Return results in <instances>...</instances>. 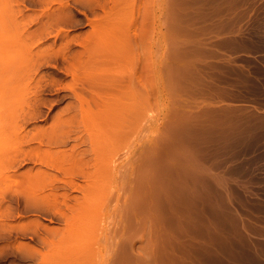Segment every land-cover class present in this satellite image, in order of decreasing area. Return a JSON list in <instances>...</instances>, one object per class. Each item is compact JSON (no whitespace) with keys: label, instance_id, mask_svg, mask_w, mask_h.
<instances>
[{"label":"rangeland","instance_id":"374dc122","mask_svg":"<svg viewBox=\"0 0 264 264\" xmlns=\"http://www.w3.org/2000/svg\"><path fill=\"white\" fill-rule=\"evenodd\" d=\"M17 1L18 0H0V173L5 174V175L0 174V176L2 178L3 177L6 178V180L0 179V264H34V262H35V264H43L44 262L47 264V263H49L48 262L49 260H47L46 258L51 256L50 254H52V256L55 254V256H56V258H54L55 256L54 257L51 256L52 258L51 257L48 258V259H50V262H52L50 264H57V263L59 264V262H61L60 264H63L64 261H65L64 264L65 263L66 264H70V263L71 264H73V263L74 264H81V262L83 264H95V263L96 264H112V261L114 260V258H113L114 254L118 251V249L120 250L121 248H123V252H122L123 254H121V255L125 256L126 259H127V257H126L127 255L128 256L132 255V257H134L133 253L136 252L135 254H137V253H140L142 251L139 255L137 254L134 257V259L130 260L132 262L135 260V262H133V264H137V263L140 264L139 263L140 260L142 261L141 264H147V261H148V264H152V263L159 264L160 262H161L160 264H167V263L168 264H174L175 262H178V261L180 262V264H182V263L183 264H264V50L259 49V48L264 47V0H192V1L191 0H148L149 3L147 2V4H148L147 6H148V9H150L148 11L150 12L149 15L151 16V20H152V27L150 28V33L152 31V33H151L152 34V36H151L152 40L151 41H152V51H153V53L151 54V59L153 60V61H151V66L153 64V66H152L153 68L151 67L152 70L150 69V71L152 72V76H153V80H154V84L152 82L154 88L152 87V90H151L152 95H150L151 96L150 104L151 103L152 104L151 105L149 104L150 106H148V108H150V109L144 110L145 112L147 111L146 115H147V113L149 115V119H148L149 121L144 122V116L142 118L143 120L139 119L138 123L136 124L138 131L136 130V132H134L135 134L133 137H131V140L129 139L128 142H127V140L125 141V143H127L129 145L127 146V144L123 143L126 147L124 146L125 148L123 147V150L121 149L118 156H116L115 159H117L116 160L117 163H115L116 161H114L115 167H117V169H116L117 171L110 172L109 174H111V175L108 174L109 175L108 178L106 177L107 175L104 177L105 179L107 178L108 181H107V179L105 181L103 178H102L103 181L101 180L102 183L103 182L105 183V184L103 183L104 185L107 184L106 185L107 188L105 189V192L108 193V195L107 196L104 195V200H105L104 202L106 205L101 203L102 207H99L100 202L98 204L97 202L99 200H97L96 203L98 204V207L101 209L98 210L97 213L95 211V212H92V214H88L89 215L88 217L85 216L86 219H81V221L84 223L85 226L82 224V222H81V225L78 223L80 225L81 229L79 230V228L77 227L76 228L77 232H75L76 229L74 228L75 230L73 232H75L74 233L75 235L73 236V238H75V239L71 238L72 242L69 239L70 236L72 237V234H73L72 232H70L71 230H69V228H71L72 225L70 227H66L67 224L65 223V220H63L64 218L63 219H61L62 217L60 218L61 215L59 216V219H61V221L57 218L58 213L55 212V214H54L52 209H50V208H52L51 207L52 205L50 204L49 201L43 200V202L45 201V203H43V204H42V201H40L43 206L46 204L44 206V207H46L45 208L46 213L44 212V207L42 210H40V212L37 211V210L42 208V207H40L41 206L40 204H38L39 209L34 208V210H31V211L29 209L28 210L25 209V205L23 206V204L26 203V201H24V200L30 199L32 197L29 198V197L25 196V198H23V196L21 194V193H24L23 195H25V191H26V189H24V187H23V184H19L21 182L16 181L17 178H18V181L20 178H22L19 175L21 172L24 173V174L21 173V175H26V173H27L26 168L31 167L30 171H32V173H34L38 168H41V169L43 168V170H45V168H47L45 171L50 170L51 173L58 174L59 176H60V174L63 175L64 173L58 171L57 169H53V168L50 169V167H47L46 165H42L41 163H39L36 160V158L34 156H31V159L33 157V161L36 160L38 163L36 161L33 162L32 160H29V159L24 161V159L26 158L25 156L28 157V155L25 154V156H24L25 158H22L24 155V153H23L24 148L23 147H25V150L27 148H28L27 150H29V148H30L31 152H34L35 148L33 149V147L38 146L40 141H38V138H37V140L34 139V141H33V138L31 136H30L31 138L30 137L28 138V136L26 135L25 137H23V140L25 138H28L30 143L27 144L26 142H28V139L26 142L23 141L22 136H20L21 132H19V131L22 130L21 128L23 127V130H22L23 134L25 135V134H27V132L30 131V133H29V135H30V134L34 133L32 130L37 131V130H39L38 127L41 129L40 126H42V127L44 126L43 128H46V129L50 127V129H51L52 124L54 122L53 120H55L59 117V113L63 112V109H65L66 105L68 107L69 106L68 104L74 103L73 100L76 101L74 93L69 89L68 84H67L68 82L71 83L70 80H73L72 73L69 71V69H67L69 66L68 65L69 62L71 61L70 60L71 57L74 56L71 53L76 54L78 52V50L79 51L81 49H83V51L85 50V48L87 47V46L84 47L86 45L85 44L86 41H84L85 35L86 36L89 34L91 35L92 30H93L92 32L95 33L96 30H100L99 28L102 29L103 25H100V23H101L102 18H104V15H106L105 13H107L110 10L109 5H112L111 8L113 6L115 8L116 4L113 5V3H115V2L117 3L118 1L109 0L110 2H108V0H107L108 3H106V2H104L105 0H95V2H94V0H89V1L87 0L88 2L83 1V0H78V1L66 0L67 1L66 2L64 0L66 2V4L69 5V6L67 5L69 11H72V13L70 12V14H73V16H72L73 19L70 18V14H68L69 15V16L67 15L68 19L66 18L67 16L64 15L63 16L64 20H62V18H61V21H60L59 20L60 16H58L57 17L58 20H55V22L52 20L54 18L50 19V16L47 13H50V11L54 8H56V9H54L53 11L57 10L59 7L58 5H61L60 4L61 0L60 1L59 0H45V1L44 0L43 1L42 0H24V1L19 0L18 4H20V8L22 9L21 12L22 13L24 12L23 16L20 15L22 13L18 12V10L20 11V9H18L19 5L17 4ZM64 1L62 0V2H64ZM91 1H93V2H91ZM98 1H99V3H98ZM123 1H122L121 5H120V3H118V7H119V5H120V7L123 5L122 6L123 8L125 7L126 9H130L131 8L130 6L132 4L130 6H129V4L132 3L133 0H132V2H130L131 0H129V1L123 0ZM127 1H128V4H127ZM145 1H147V0H144V2ZM45 3H47V4H45ZM81 3H83V4H81ZM101 3H102V5L99 6ZM84 5H86V6H84ZM128 6H129V8H128ZM98 7H99V9H98ZM100 7H101V9H100ZM197 9H199V10H197ZM45 10L46 11L49 10V12H46ZM189 10H190V12H189ZM194 11L195 12L200 11V13H195ZM43 12H46V14ZM186 12H187V14L188 13L189 14L187 15ZM191 13L194 14V16L193 15L190 16ZM28 14L29 15L32 14L31 17ZM184 14H186L187 16ZM180 15L183 16L182 18L185 19L186 21L183 20ZM184 16H186V17H184ZM26 17H27V19H30V22L32 21L31 19L34 18L33 22H31V24H30V22L27 21V23L30 24V26H27L28 24L26 25L28 29H24V27H23L24 25L23 26L19 25V23L23 24L26 21ZM57 18H55V19H57ZM95 18H97V20H95ZM92 19L94 21H96L97 23L94 21L92 22ZM194 20L196 23H194ZM196 20H198V21H196ZM56 21H59V22H56ZM46 22H48L49 24ZM50 22H51V24H50ZM188 22H189V24H188ZM173 23H174V25H173ZM42 24H43V27H42ZM48 25H50V26H48ZM93 25H94V27H93ZM127 25L128 24L124 25V26H126L125 27L126 29L129 28V25L128 26ZM176 25H178V26H176ZM180 25H182V26L179 28ZM21 27H23L24 30ZM176 27L179 28V30L178 29L176 30ZM182 27H184V28H182ZM188 27H190V28H188ZM42 28L46 29L47 32L44 30V33H45V34L43 33L44 36L42 34V35H40V38L35 37V39H38V40L34 41V43L36 42L35 44L30 43L31 44V48H30L29 42L27 44V40L28 41L31 40L30 38H27L28 34L31 35L32 32H34L33 34H35L36 30L38 32L39 30L41 31ZM93 28H95V29H93ZM117 28H119V27H117ZM125 28L121 27V29L120 28L119 29L122 32H124V30H122V29H125ZM187 28L192 29V30L190 31ZM28 30H29V32H28ZM33 30H35V31H33ZM174 30L178 31V33L172 34ZM117 31H118V29H117ZM187 32H189V33L187 34ZM22 33H24V35ZM75 33H77L78 36L79 35L80 36L78 37L77 34H75ZM33 34H32V36H33ZM65 34H67V35H65ZM72 35H73V37H72ZM70 36L72 38H70ZM23 37L25 39H23ZM81 37H83V41L85 42L84 43L85 45L82 44L83 42H81L82 41ZM229 37H230V39H229ZM78 38H80V39H78ZM233 38H234V42L236 44L249 42L251 45V48L249 50H244V51L229 50L231 47L230 44L232 43ZM113 39L112 38H106V40H105L104 37H103V40H99V39L96 40L95 39V42L98 41V43L96 42V44L100 48L97 45L95 46V44H94L95 48L98 47L97 50H94V47H92L91 49L96 51L95 52L96 54L94 53L93 50H92L93 54L90 53L92 55V57L87 54L88 56L91 57V58L89 57L90 60L88 61L89 62L88 64L92 63V64H90V68H89V66H87L88 64L86 65L87 68H89L88 69L89 71L91 69V72L93 71L92 73H94V72L97 73L100 69L105 67L104 65L102 66L101 63L102 62H103V64H104V62L106 63L108 58L106 56H104V52H102L104 49H101V48L108 46L109 48L105 47V50L108 51V49L115 48V47H117V45L122 46V44L124 43L123 40H120V42L117 40V42H118V44H117L116 42H114V41H116L117 38H113ZM8 40L14 41V42L12 41V45L9 44L10 41L8 43ZM24 40H26V41H24ZM68 40H70L72 43ZM15 41H18V43ZM91 41L93 43H95L94 40H91ZM121 41H122V43H121ZM32 42H33V40H32ZM178 42L181 45H178ZM25 43L27 46L25 45ZM65 43H66V45L68 44L69 47H66ZM216 43H217V46H216ZM4 44L8 47H6ZM9 45H11V46H9ZM91 45H89V47ZM102 45H104V46L102 47ZM173 45H175V46H173ZM193 45H195V46H193ZM197 45L199 46L200 50L196 49V48H198ZM207 45H210V46H207ZM60 46H61V48L65 46L64 50H67L66 53L68 55L62 50L63 48L62 49L60 48ZM186 46H188V47H186ZM206 46H207V48H206ZM175 47H177L178 49ZM200 47L201 48L204 47V48L201 49ZM228 47H229V49H228ZM25 48L26 49L29 48L30 50H35L34 54L36 56L33 53H31L29 49L25 50ZM41 48L42 49L44 48L43 52H45L47 49H49L50 52L53 50L52 52L54 53V56H53L52 52H51L52 55H50V57H53V58H49V55H48L47 60L46 59L44 60L41 55L40 56L37 55L38 52H36V51L37 50L39 51V49L42 50ZM45 48H46V50H45ZM55 48L56 49L60 48L65 53L66 57L65 58L63 57V54H64L63 52L61 54L60 51H58L60 54H57L58 52L56 53L54 51V50H56ZM69 48L71 51L69 50ZM175 49L179 50V51H176ZM206 49H207V51H206ZM75 50H76V52H75ZM111 50H113V49H111ZM171 50H173V52H177V53H179L180 50L181 51L184 50V51L182 53H180L181 56L177 57L176 56L177 54L176 53L172 54ZM192 50L193 51L195 50V52L197 51L195 53V55L193 54L194 52ZM187 51H189L190 54H193V57H194L193 59L191 58V60H189V62L187 60V58L189 56V52L187 53ZM47 52H49V51L47 50ZM191 52H193V53H191ZM219 52H221V53H219ZM97 53H99V54H97ZM170 53H171V56L173 55L172 57L169 56ZM185 53L188 54L187 58L185 57V55H186ZM217 53H219V55ZM174 54L177 57L176 59H175ZM203 54H205V57L202 56ZM55 55H59V56H55ZM71 55H73V56H71ZM85 55H86V53H85ZM68 56H70V57H68ZM56 57H58V58H56ZM191 57H192V55H191ZM48 59H50V60L48 61ZM105 59H106V61H105ZM188 59H190V56ZM112 60H113V62H111ZM38 61L39 62L41 61L43 63H39ZM98 61H99V63H98ZM114 61H115L114 59H110L111 65L114 64ZM44 62H46V63H44ZM168 62H170V63L176 62L177 66L179 65L181 68H182V66H183V68L184 67L185 68L188 67V68H186V69L184 68L182 70L179 67V69L182 71V73L180 74V81H181L182 85H181V91L179 92V94L176 97L169 98V95L167 93L166 94L167 99L162 100V99H160L162 94L160 93V91L158 89V84L160 81L159 77H161V74H159V72L161 70L160 66L167 64ZM186 63H191L188 65H191V68H193L194 71H193V69L189 68V66ZM97 64H98V66H97ZM192 65H194V67L197 68L196 69L197 71L195 70L194 67H192ZM91 66H92V68H91ZM109 66H110V63H109ZM116 67H118V65L115 63L114 66L112 65L111 69L119 71V69L123 66L121 65V67H118V68H116ZM199 67H201V68H199ZM93 68L95 71L92 70ZM190 69H191V71H190ZM199 70L201 71V73ZM201 74L205 77H203ZM28 76H29V78H28ZM37 79L39 81L38 83H36ZM59 80H61V81H59ZM51 82H53L54 84ZM55 82H56V84H55ZM45 84H46V86H45ZM64 85H67V86L63 87ZM58 86H60V88ZM222 86H223V89L221 88ZM42 87H44L45 89ZM67 87H68V89H67ZM40 88H41V90H40ZM57 89H59V90H57ZM224 89L226 92H224ZM229 90L231 92H229ZM42 91H44V92H42ZM39 92H40V94H39ZM65 93H66V95H65ZM225 93H227V94H225ZM63 94H64V96H63ZM38 95L40 96V99H39ZM84 95H85V97L90 98V97H92V92L89 89H86V91L84 90ZM28 96H30L31 98ZM62 96H63V98H62ZM27 97L32 99V101L37 100L38 101L37 104L39 103L38 107L39 106L40 107L38 110L39 113L37 112L36 113L37 115L35 114L36 116L31 114L32 118H31V116H29V118H26V120L27 121L29 120V122L25 123L24 121H26V120H24L25 118H23V117H28L27 116L28 114L27 115H25V114L29 108L26 104L27 103V100H26ZM34 98H37V99H34ZM43 98H44V102H43ZM49 99H51V100H49ZM25 100H26V102H24ZM46 102H47V104H46ZM10 103H11V107H8V105ZM40 103H42V104L40 105ZM207 104L209 107L208 110L205 107V106H207ZM73 105H71L70 109H68L67 112L64 111V113H62V114H63V117H66V121L68 120L67 116L72 117V119H73L74 118L73 116L77 115V118L75 117L74 120H71V121H74V122H72L74 124L71 123V124H68V126L64 125L65 127H68V128H69V126L74 125L75 128L73 127V131H75V132L72 131L74 133V135L72 133V135H71L72 139L70 138L67 141L68 143H66L65 145H60L62 147L55 146L56 148L57 147L61 148V149L64 148V150L68 148L69 150H71L70 148H72V146H73L72 144H74V143L76 144L78 141L79 142L81 141V140L76 139L73 136H76V134H77L76 132H78V131H79L78 132L79 134L83 133V132L82 133L80 132V130H82V128H84L83 123H81L83 121V117H82V115L80 116V111L75 112V110H79V108H77V107L75 108ZM12 106H13V110L11 111L12 113H9L10 111H8V108H9V110H11L10 108H12ZM26 106H27V108H26ZM92 106L94 107L93 109L95 111H96V108L99 109L100 111H106L105 109L108 108L105 106V109L103 110V109H101L100 106L95 105V104L93 105V103H92ZM95 106H96V108H95ZM42 108H44V109H42ZM177 108H179V109H177ZM73 109H75V110H73ZM110 109L108 108V111L106 112L107 113L106 118H108V119L112 118V116H113L112 113L110 112L113 110H110ZM189 109L192 112L196 111V114L188 111ZM175 110L176 111L178 110L177 112H179V113H177ZM253 110H255V111H253ZM97 111H96V113H97ZM100 111H98V112H100ZM6 112H8L7 116L9 114L8 118L6 116ZM72 112L74 113V115ZM145 112H144V114H145ZM186 112H188V113L190 112V114H192V116H193V114H195V121L198 120V122H195L194 125H193V123H190L191 119H193V122H194V118L190 119L189 117H191V115L189 114L190 116H188L186 114ZM213 112H215V113H213ZM43 113L45 115H43ZM184 113L188 116V118L190 120L188 118H186L188 120L184 119V117H186V115ZM251 113H254L255 115L251 116L250 115ZM199 114H201V116H199ZM258 114H262V116L258 115ZM13 115H14V117H13ZM146 115H145V121L147 120L146 118H148V116H146ZM10 116H12V119ZM196 116L198 118L197 120H196ZM81 117H82V120H80ZM97 117H98V115H97ZM21 118L23 120H21ZM17 119H19V120L16 121ZM75 119H79L81 122H79L78 120H75ZM100 119L101 118L99 117V120ZM113 119H114V116H113ZM178 119H179V122L177 123ZM199 119L203 124L201 122H199ZM251 119H255L257 124L261 125V128H259L254 133V135H255L254 139H261L262 147H260L259 145H256V147H254V148H252V147L247 148V147H244L242 145L241 146L233 145L231 141H233V140L234 141L235 140L236 141L237 140L243 141L244 136H247L249 134L246 126L248 125V121ZM11 120H13V122L16 121L17 123H19V124H17V126H19V129H16V131L19 130L17 132H18L20 137H17L18 134L16 136L17 132L15 133L14 128H15L16 122H14L15 123L14 124L13 122H11ZM20 120L22 121L21 125L24 124L23 126H20V123H21ZM97 120H96V122H97ZM110 120L111 119H109V121ZM66 121H65V123L69 122V120L67 122ZM75 121H77V122H75ZM9 122H11V123H9ZM58 122L59 121L57 120V122L56 123L54 122V123L57 124ZM78 122L80 123V125H77ZM180 122H182V123H180ZM186 122L193 125V129L195 128L194 126H196V130L198 129V131H200V132L196 133L198 131H196L195 129H194L195 130V132H194L192 127L190 125H188ZM143 123H145V124H143ZM9 124H11V125L14 124L13 126H11L13 129L9 128L10 127ZM177 124H178V126H177ZM37 125H39V126L37 127ZM197 126H199V127L197 128ZM24 127H25V129H24ZM36 127H37V129H36ZM70 128H72V127H70ZM76 128L78 131L75 130ZM177 129L178 130L180 129V131H178ZM12 130L15 134L12 133ZM25 131H27V132L24 133ZM259 134L262 135V138H259L260 137ZM15 136H16L17 140L14 139ZM178 136H180V138ZM208 136H210L211 138ZM84 137H86V136H84ZM252 137H253V134H252ZM18 138H19V140H18ZM31 139H32V141H31ZM247 139H250V138L248 137ZM85 140H87V139H85ZM187 140H188V142H187ZM189 140H191V142ZM192 140H194V141H192ZM201 140L203 142H200ZM195 141H197V143ZM23 142H25V144H27V146L23 145L24 144ZM193 142H195L196 144ZM190 143H192V145L193 144L194 145L192 146ZM43 145H45V144H43ZM43 145H42V148H43ZM90 145H91L90 141H87V142L85 141L84 143H82V145L80 144L78 149L80 147H81V149H83V148L89 149ZM45 146L47 147L48 145H45ZM186 146H187V150L184 149ZM55 147H52V148H55ZM204 147H205V149H204ZM22 148H23V150H22L23 152L22 151L20 152L19 150H21ZM47 148H49V146ZM146 149H147V151H146ZM188 149H189V151L191 150V151H194L195 153L190 151L192 153V154H190ZM125 150H127V153H125L126 152ZM195 150H197V151H195ZM121 151H124V152L121 153ZM26 152L30 153V151H26ZM186 152H189V153L187 154ZM21 153H23V154H21ZM177 153H179V154H177ZM180 153L182 155H180ZM143 154H144V156H143ZM154 154L156 156H154ZM161 154H163L164 158H163V156H161ZM176 155L180 156L181 158L177 157ZM122 156H124V157H122ZM174 156H175V158H174ZM20 157H21V159H20ZM87 157L89 158V154L87 155ZM15 158H19V159H15ZM155 158H157V159H155ZM178 158H180V159H178ZM201 158H203V159H201ZM194 159L196 162L194 161ZM8 160H10V161H8ZM13 160H17V163L16 162H15L16 164L14 163L16 166L13 164L16 168L13 166V167H11L12 169H10L9 167H10L11 163L9 164V162H11ZM21 160H22V163L20 162ZM182 160H184V161H182ZM7 161H8V163H7ZM145 161H146V163H144ZM169 161L172 163H169ZM158 162L161 164V167H159L160 165H157ZM178 162H180V163H178ZM5 163H7V164H5ZM35 163H37V165ZM147 163H149V164H147ZM190 163H192V164H190ZM20 164H22V166ZM168 164H170V165L168 166ZM7 165H9V166H7ZM150 165H151V167H150ZM17 166H20V167L17 168ZM140 166L142 169L140 168ZM163 166L165 167L166 170H161V169H163L162 168ZM3 167H6V168L8 167V168L6 169ZM136 167H137V169H140V171L137 170ZM232 168H238V171L234 172V171H232ZM128 169H129V171H127ZM144 169L146 171H144ZM239 169H241V170H239ZM23 170H25L26 172ZM119 170H121L122 172ZM156 170H158V172H156L157 175L155 174ZM171 170L173 171V173ZM1 171H3V172H1ZM159 171H161V172H159ZM126 172H128V173H126ZM129 172H131V173H129ZM150 172H151V174H150ZM113 173H114V175H113ZM142 173L144 174V176L147 175L146 180L145 179L143 180L144 176L142 175ZM179 173L181 174V176L179 175ZM6 174H8V175H6ZM62 175L60 176L62 178L67 177V179H68V177H69V176H65V175L63 177ZM171 175H172V177H170ZM19 176H20V178H19ZM78 176H76V178H75V180H77L76 182L77 183L80 182L82 184H85L84 182L86 180H84V179H86V178L85 177L83 178L80 175H78ZM135 176H136L137 180H136ZM160 176H164V177H160ZM176 177L177 178L179 177V179H177ZM24 178H23V180H24ZM154 178H156L157 181H155ZM67 179H65V180H67ZM152 179H153V181H152ZM160 179H161V181H160ZM7 180L8 181L10 180V181L8 182ZM62 180L59 182H56L57 184L59 183V186L56 185V183L53 186H50V189L52 188L53 193H54V190H56V191L58 190L59 193L57 191V194H61L62 191L63 192L65 191V193L69 192V194H72V195L79 193L78 197H80V195H82V192L80 189L78 191L77 188H76L77 190L72 188L74 185H69L68 187L65 185L66 187H63L64 186L63 184H67V183L63 182ZM165 180H167L168 184H166L167 182L165 184L163 183V182H165ZM11 181L14 183H12ZM28 181H30V180L27 179V182ZM31 181H33V180H31ZM31 181H30L31 184L28 182L30 185H32ZM144 181H146V183H144ZM27 182H26V184H28ZM109 182H111V183H109ZM24 183H25V181H24ZM139 183H140V185H139ZM7 184H10V186L12 188H10V186ZM15 184H17V185H15ZM35 184H36V182H35ZM61 184H62V186H61ZM180 184H181V186H180ZM20 185L23 188H21ZM77 185L80 186V184H77ZM127 185H128V187H127ZM15 186H17V187H15ZM138 186L143 187L142 189H144V190H140V188ZM174 186H176L175 189H174ZM183 186L185 188H183ZM27 187L25 186V188H27ZM33 187L34 188L32 190L30 189V191H31L32 195L38 199V202H39V196L45 194L44 190L42 191L43 192L42 193L41 189H40L41 186H40L39 187L40 191L38 189V191H39L38 192L37 189H36V191L34 190L35 185ZM177 187H179L182 191L177 190L176 189ZM8 188H10V189H8ZM147 188H149V189H147ZM159 188H160V190H159ZM14 189H16V190H14ZM22 189H24V191L20 192V191H22ZM50 189L47 188L46 192L47 191L49 192ZM111 189H112V191H111ZM7 190L9 193L7 192ZM10 190H11V194H10ZM18 190H19V192H18ZM28 190L29 189H27L26 193H28ZM67 190H68V192H67ZM52 191L50 193H52ZM103 191H104V189H103ZM160 191H162V192H160ZM37 192L39 193V195ZM179 192L180 193L183 192L182 193L183 195L182 196L180 195V197H182V199H181L182 201L177 199L181 202L180 203L181 206H179L180 205L179 201L176 200L177 197L180 198ZM162 193H164L166 196ZM5 194H6V196H3ZM12 194H14V195L12 196ZM46 194H49V193H46ZM69 194H66V195H69ZM159 194H162L161 195L162 198ZM169 194H170V196H169ZM177 194H178V196H176ZM61 195H64V196H61ZM61 195L60 196L57 195V196L61 197L60 199L62 200L66 195L65 194H61ZM114 195H116V196L114 197ZM75 196H77V195H75ZM105 196L109 199L107 200ZM123 196H124V198H122ZM4 197L6 198V200ZM34 197L32 198L33 200H35ZM134 197L137 198V199L135 198L136 201L134 200ZM147 197H150V198L147 199ZM170 197L172 200L170 199ZM69 198L74 200L73 202H76V200L73 196L71 198V195H69ZM69 198H67V196H66L64 199H67L68 203L70 201L72 203V200L69 201ZM99 198H102V195ZM42 199H43V197H42ZM141 199H146V201L144 200L146 202L145 206H144V201H143V205L140 204V203H142ZM138 200H140L141 202L139 203ZM157 200H160V201H157ZM163 201H164V203H163ZM101 202H103V201H101ZM169 202H170V205H169ZM7 203L10 205L8 206ZM167 203H168V205H167ZM67 204L66 205L63 204L64 208H62V209L67 211V209H65ZM103 205H105V206H103ZM139 205H140V207H139ZM60 206H61V204H60ZM94 206L96 207V205H94ZM153 206L156 209L153 208ZM161 206H162V208H160ZM168 206L169 207L171 206L172 207L171 210L174 211L175 213H173L169 209ZM6 207H7V209L9 208L8 211H10L9 212L10 215H8V216H6L8 213ZM17 208H18V210H17ZM181 208H182V210H181ZM32 209H33V207H32ZM88 209H90V208H88ZM175 209H176V211H175ZM177 209L179 211H177ZM12 210H13V212H12ZM23 210H25L26 212H24ZM101 210L103 213L101 212ZM139 210L143 211V212L144 211H148V212L143 213V212H140ZM68 211H69V209H68ZM169 211H170V213H169ZM37 212H39V213H37ZM123 212H124V214H123ZM41 213L45 214V217H43L44 215ZM84 213H86V212H84ZM37 214H39V215H37ZM159 214L160 215L162 214V215L160 216ZM48 215H49V217H46ZM50 215L54 216V217H51ZM55 215H57V216H55ZM81 216H84V215H81ZM95 216L97 218L94 221ZM100 216L102 219L100 218ZM41 217H43V218H41ZM142 217H144V218H142ZM168 217H170V218L168 219ZM30 218H31V220L34 219V225H37L36 226L37 230L39 229L42 231V232L40 231L38 233L39 236L41 233V236L45 235V236H43L44 238L53 239V240H50L52 244L54 243L53 247L51 244L46 245L43 237L42 238L44 241L42 240L41 237L40 238L37 237L38 236L37 234L34 235L33 234L34 232L33 233L29 232L28 228H26L28 233H27V231H26V233H23L25 230H22V229H20V231H19L18 227L21 228V226H23L22 225V224H24L23 221H26L28 219L30 221V223L33 222L30 220ZM35 218L36 219L38 218V222L40 221L39 218L42 219V225L45 227H43L41 224L40 225L35 224L37 222V220L35 221ZM53 218H54V220L50 221ZM155 218H156V220H154ZM164 218L166 220L167 219L168 220L166 221ZM175 218H177V219H175ZM98 219L100 221H102L103 224H101V222L98 221ZM146 219H148L147 221L150 220L151 224H149L147 221L145 222ZM78 220H80V218H78L76 221H78ZM86 221H88L89 223L88 222L85 223ZM133 221H134V223H133ZM142 221H144L145 224L142 225L141 224ZM162 221H164V222H162ZM93 222H95V223H93ZM43 223L46 225H44ZM139 223L142 226L147 225L148 228L150 227V230H148V228H147L148 232H146L147 230L142 231L143 229L140 228L141 225L139 226ZM160 223L163 224L162 225L163 227L160 225ZM175 223H177L179 225L176 224L177 225L176 226V225H174ZM88 224L91 226H89ZM96 224H98V225L100 224L99 225L100 229L98 228V226ZM32 225H33V223L30 224V226H32ZM47 225H48V227H50L49 229H51V226H52L53 228L57 227V230L62 226L59 231L64 232L65 236L62 234V236H64V237L68 236V235H66V233H67L66 230H68L72 234L71 235L69 234L70 236L68 238L66 237L67 240H66V238L64 239V237L62 238V239H64L62 241H64L65 243L60 242L59 244H57L59 242V240L61 241L62 236H60V239H59L58 234H52L54 231H52V233L48 232L49 229L46 230ZM76 225L77 224H74L73 227H76ZM101 225H102V227H101ZM135 225H136V227H135ZM39 226L41 229L39 228ZM81 226L84 228L83 230H82ZM92 226H95V227L91 228ZM169 226H170L171 230L168 229ZM28 227H29V225H28ZM10 228H12V229L10 230ZM30 228H31L30 229V231H31L33 226ZM94 228L97 229V231L94 230ZM111 228H112V230H111ZM139 228H140V230H139ZM164 228H166V229H164ZM120 229H121V231H120ZM156 229H158V230H156ZM37 230H34V231L37 232ZM55 230H56V228H55ZM10 231H13L12 232L13 234ZM14 231L16 234L14 233ZM21 231H23V232H21ZM59 231H57V232H59ZM65 231H66V233H65ZM78 231L80 233H84V234H80ZM82 231H84V232H82ZM152 231L154 234L153 235L151 234L152 235L151 236L149 233H152ZM156 231H158L159 233H157ZM46 232H48V233H46ZM91 232L93 235L91 234ZM117 232L118 233L121 232V233L118 234ZM139 232H143V233L139 234ZM144 232L146 234H148L149 237H148V235L144 236V234H145ZM168 232H169V234H168ZM85 233L91 234L93 241L91 239H89V237H91V236L85 235ZM165 233H166V235H165ZM25 234L26 235L30 234V237L32 239L29 237V235L26 236ZM171 234L174 236L173 237L174 242L172 240L173 238L171 237ZM174 234H177L179 237L177 235H174ZM10 235H12V236H10ZM52 235H54V236L58 235V236L53 237ZM77 235H79V236L77 237ZM82 235H85V236H83V238H82ZM95 235H97V237ZM35 236H36V238H35ZM15 237L17 238V240H15L16 239ZM19 237H21V238H19ZM84 237H85V239H84ZM9 238H10V240H9ZM86 238H87L88 242H87ZM130 238L132 241H130ZM133 238L134 239L136 238V239L133 240ZM146 238L149 240H146ZM150 238L152 241L155 239L153 241V243H155L156 245L152 243ZM166 238H167V240H166ZM38 239H40V240H38ZM126 239L130 242H134V245L137 246V247L136 246L134 247L136 249H134V248L129 249L130 246L129 247L127 246V245H129V243L126 241ZM19 240H20V242L23 241V243L26 241L25 243L28 242L29 245L31 243V245H33V246H31V245L29 246L27 243V244H25L26 247H28L27 250H26V247H24V248L21 247V249L23 251L22 250L20 251L19 248H20V245H22V244L17 243V242H19ZM27 240H29V241H27ZM55 240H56V242L58 240V242L56 243L57 245L55 244ZM85 240L87 243H85ZM95 240H98V241L95 242ZM50 241H48V242L50 243ZM67 241H68V243H67ZM69 241H70V243H73L74 245L78 244V243L81 244L82 241H84L85 244H82V246H84L82 248L81 245L80 246L78 245V247H77V245L74 246L73 244H70ZM124 241H125V243H123ZM109 242H110V244H109ZM148 242H151L150 243V244H152L151 246L154 245V247H155L152 250L151 249L152 247H150V245L148 246L151 249V251H150V249L148 248L149 251L152 253H150V252L147 253L148 249H144V248H147L146 244ZM66 243L70 247L68 246L66 248L65 247ZM17 244H18L19 248H18ZM60 244H62L61 248H59ZM121 244H122V247L118 248V245H121ZM125 244H127V245L124 246ZM8 245H10L9 246L10 248L8 247ZM12 245H14V246H12ZM49 245H51V246H49ZM179 245H181V246H179ZM15 246H17V247H15ZM23 246H24V244H23ZM62 246H64V247H62ZM73 246H74V248H73ZM108 247H110V248H108ZM127 247L130 251H132V252L135 251V252H133L131 254H128L126 252L127 255H125L126 253H125L124 249ZM57 248L61 249L62 253H63V251L65 252V249L67 250L70 248V252L66 251V252H68L67 254H66V252L64 253V254H66V256L65 255L61 256L62 254H60L61 252ZM71 248H73V249H71ZM75 248H77V249H75ZM88 248H90L91 250ZM32 249L35 251L34 253H33ZM53 249H54V251H53ZM95 249L98 250L99 252L96 251ZM128 249H126V250H128ZM131 249H134V250H131ZM141 249H143V250H141ZM171 249H173V250H171ZM42 250H43V253H41ZM72 250H74V251H72ZM77 250H80V251L77 252ZM84 250L86 252V255H85ZM180 250H182V251H180ZM49 251H51V252L53 251L54 253H51ZM81 251H83V253H80ZM87 251H89V252H87ZM130 251H129V253H130ZM143 251L146 252L145 254H147V255H145V256L146 257L148 256L147 258L145 256H142V255H144ZM29 252L31 253L30 256H29ZM48 252H49V254L47 256ZM55 252L56 253L59 252V253H57L58 255ZM73 252H74V255H73ZM92 252H94V253H92ZM156 252H157L158 256L156 255ZM25 253H26V255H25ZM36 253H37V256H36ZM96 253H97V255H96ZM172 253H173V255H172ZM59 254H60L61 258H59ZM68 254H70V255H68ZM79 254L81 255V257L79 256ZM94 254L96 255V257L94 256ZM153 254H154V256H153ZM72 255H73V257H72ZM149 255H150V257L152 256L153 258L152 257L149 258ZM159 255H160V257L163 258V260H162V258L159 257ZM172 256H174V257H172ZM27 257H28V260H27ZM40 257H41V259H40ZM78 257L81 259L79 260ZM82 257H84V258H82ZM87 257L89 258V262H86V261H88ZM91 257H93V258H91ZM132 257L129 256V258H132ZM140 257H143V258H140ZM70 258H72V259H70ZM117 258L119 259V257H117ZM136 258L137 259L139 258V260H136ZM178 258H179V260H178ZM35 259L36 260L38 259L40 261H38V260L36 261ZM45 259L47 262L45 261ZM74 259L75 260L77 259V261L72 262ZM82 259H84V261ZM93 259H94V261H97V262H94ZM96 259H98V260H96ZM109 259H110V261H109ZM121 259L122 258H120L119 260H121ZM172 259H174V260L172 261ZM42 260H44V262ZM60 260H62V261H60ZM23 261H25V262H23ZM116 261H117V259L115 260V262ZM136 261H138V262H136ZM149 261H150V263H149ZM163 261H165V263H163ZM179 262L177 264H179ZM113 264H115L114 261H113ZM116 264H121V262L118 261V263L116 262ZM130 264H131V262H130Z\"/></svg>","mask_w":264,"mask_h":264},{"label":"bare ground","instance_id":"6f19581e","mask_svg":"<svg viewBox=\"0 0 264 264\" xmlns=\"http://www.w3.org/2000/svg\"><path fill=\"white\" fill-rule=\"evenodd\" d=\"M19 1V0H18ZM17 1V4L19 3ZM24 1V0H23ZM43 1V0H42ZM45 1V0H44ZM60 1V0H59ZM64 1V0H63ZM66 1V0H65ZM64 1V2H65ZM73 1V0H72ZM76 1H78V0H76ZM83 1H87V0H83ZM89 1V0H88ZM87 1V2H88ZM112 1V0H111ZM115 1V0H114ZM116 1H118L117 3L115 2V3H113V5H115V8H114V6L111 8V6L112 5H109V7H110V10L107 12V13H105L106 15H104V18H102V20H101V23H100V25H103V27H102V29L101 28H99L100 30H96L95 31V33L94 32H92L91 31V35L89 34V35H85V38H84V41H86V43L83 41V37H81V39H82V41L81 42H83L82 44H84L85 46L84 47H86L85 48V50L83 51V49H81L80 51L78 50V52L76 53V54H74V53H71V54H73V55H71V56H73V57H71V61L69 62V66H68V68L67 69H69V71L72 73V75H73V80H70L71 81V83L70 82H68L67 84H68V87H69V89L74 93V95H75V98H76V101L75 100H73V102L74 103H71V104H68L69 106L67 107V105H66V107H65V109H63V112L62 113H64V111H66L67 112V110L68 109H70V107H71V105H73L75 108L77 107V108H79V110H75V109H73V110H75V112L76 111H80V116L82 115V117H83V121L81 122L80 120H82V117H81V119L79 120V119H75V120H78L79 122H81V123H83V127L84 128H82V130H80V132L82 133V134H79L78 132V130H77V128L75 129V130H77L78 132H76L77 134H76V136H73V137H75L76 139H78V140H81L80 142L78 141L76 144L74 143V144H72L73 146H72V148H70L71 150H69L68 148L67 149H65L64 150V148L63 149H61V148H56L55 146H59V147H62V146H60V145H65L66 143H68L67 141L71 138L72 139V137H71V135H72V133L73 132H75V131H73V127H74V125L72 126H69V128L68 127H65V126H68V124H71L72 122H74V121H71V120H74V118L76 117L77 118V115H75V116H73L74 118L72 119V117H69V116H67V119L69 120V122H67L66 121V117H63V114L62 113H59V117L57 118V119H55V120H53L55 123L57 122V120L59 121L57 124H55L54 122H53V124H52V128L50 129V127L49 128H43L42 126H40L41 127V129L38 127L39 125H37V127H38V129L39 130H32L34 133H32V134H30L29 135V133H30V131L29 132H27V131H25L24 133H26L27 132V134H23V132H22V130H23V127L21 128L22 130H17V131H19V132H21L20 133V136H22V140H23V137H25L26 135L28 136V138L31 136L32 138H33V141H34V139H36L37 140V138H38V141H40L39 142V145L38 146H36V147H33V149L35 148V151L34 152H31V150H30V148H29V150H25V147H23L24 148V150H23V148L21 149V150H19L20 152L22 151L23 153H24V155H23V157L22 158H25L24 159V161H26L27 159H29V160H32L33 161V157H32V159H31V156H34L35 158H36V160L39 162V163H41L42 165H46L47 167H50V169L51 168H53V169H57L58 171H60V172H62V173H64L63 175L62 174H60V176L62 175L63 177H64V175L65 176H69L68 177V179H67V177H64V178H62V177H60L58 174H55V173H51V171L49 170H47V171H45L47 168H45V170H43V168L41 169V168H38L34 173H32V171H30V168H26V171H27V173H26V175H21V173L19 174L22 178H20V176H19V181H18V178H17V182H21V183H19V184H23V187H24V189H26V191H27V189H29L28 190V193H26V191H25V195H23L24 193H21L22 194V196H23V198H25V196L26 197H34L33 195H32V193H31V191H30V189L32 190L34 187V185H35V191H36V189H37V191H38V189H39V187H40V189H41V192L44 190V195H41V196H39V202H38V199L37 198H35V200H33L32 198H30V199H23L24 201H26V203L25 204H23V206L25 205V209H29L30 211L31 210H34V208H38L39 209V206H38V204H40L41 206L40 207H42L41 209H39V210H37V211H39L40 212V210H42L43 209V207L46 205H42L43 203H45V201H49L50 202V204L52 205H50L52 208H50V209H52V211L54 212V214H55V212L56 213H58L57 215H58V219H59V216H60V218L61 219H63V220H65V223L67 224V226L66 227H70L71 225V228H69V230H71L70 232H72V233H70L68 230H66L67 231V233H66V231H65V233H66V235H68V236H66L67 238L72 234V237L70 236V240H71V242H72V239L71 238H73V236L75 235L74 233L75 232H77V227L79 228V230L81 229L80 228V225H81V219H86V217L85 216H89L88 214H92V212H95L96 211V213H97V211L98 210H100L101 208H99V207H102V204L101 203H103V204H105V200H104V195H108V193H106L105 192V189L107 188L106 187V185H104L103 183H102V178L106 181V179L109 177V175H111V174H109L110 172H113V171H117L116 169H117V167H115V164H114V161H116L117 159H115L116 158V156H118V154H119V152H120V150L122 149L123 150V147L125 146L123 143H125V141L127 140V142H128V140L130 139L131 140V137H133L134 136V132H136V130H137V127H136V124L138 123V121H139V119H141V120H143L142 118H143V116H144V122H147V121H149L148 119H149V115H148V113H147V115H146V112L144 111V110H148V109H150V108H148V106H150L151 104H150V98H151V96L150 95H152V92H151V90H152V87H153V84H154V80H153V76H152V72L150 71V69H151V67L153 66V64H152V66H151V61H153L152 59H151V54L153 53V51H152V31H151V33H150V28L152 27V20H151V16L149 15L150 14V12L148 11V10H150V9H148V4H147V2L149 3V1L147 0V1H145L144 2V0H133V2H132V0L130 1V2H132V3H130L129 4V6L131 7L130 9H126L125 7L123 8L122 6L120 7V5H121V3H122V1L123 0H116ZM129 1V0H128ZM128 1H127V4H128ZM192 1V0H191ZM52 2V1H51ZM61 3V5H58L59 7H58V9L57 10H55V11H53L54 9H56V8H54V9H52L51 11H50V13H47L49 16H50V19H52V18H54V19H52L54 22H55V20H58V16H60V18H59V20L61 21V18H62V20H64L63 18V16L64 15H68V14H70V12L72 13V11H69V9H68V4H66V2L64 3V2H62V0L60 1ZM91 2H93V1H91ZM94 2H95V0H94ZM97 2V1H96ZM104 2H106V3H108V2H110L109 0H108V2H107V0H105ZM124 2V1H123ZM78 3V2H77ZM84 3V2H83ZM83 3H81V4H83ZM90 3V2H89ZM98 3H99V1H98ZM118 3H120V5H119V7H118ZM125 3V2H124ZM145 3V4H144ZM45 4H47V3H45ZM80 4V3H79ZM19 6H18V9H20V11L18 10V12L19 13H22L21 12V8H20V4H18ZM68 5V6H67ZM102 5V3L99 5V6H101ZM107 5V4H106ZM186 5V4H185ZM74 6V5H73ZM84 6H86V5H84ZM129 6H128V8H129ZM48 7V6H47ZM46 7V8H47ZM108 7V8H109ZM197 7V6H196ZM53 8V7H52ZM86 8V7H85ZM103 8V7H102ZM114 8V9H113ZM98 9H99V7H98ZM100 9H101V7H100ZM195 9V8H194ZM104 10V9H103ZM197 10H199V9H197ZM46 11V10H45ZM75 11V10H74ZM102 11V10H101ZM196 11V10H195ZM194 11V12H195ZM216 11V10H215ZM218 11V10H217ZM42 12V11H41ZM46 12H49V10L48 11H46ZM46 12H43V13H45L46 14ZM85 12V11H84ZM189 12H190V10H189ZM24 13V12H23ZM23 13L22 14H20V15H22L23 16ZM103 13V12H102ZM176 13V12H175ZM195 13H200V11L199 12H195ZM216 13V12H215ZM104 14V13H103ZM186 14H187V12H186ZM186 14H184V15H186ZM189 14V13H188ZM187 14V15H188ZM29 15V14H28ZM27 15V16H28ZM31 15L32 14H30L29 16L31 17ZM41 15V14H40ZM186 15V16H187ZM194 16V14H192L191 13V15L190 16ZM212 15V14H211ZM210 15V16H211ZM25 16V15H24ZM69 16V15H68ZM68 16L66 17L67 19H68ZM72 16H73V14H70V18H72ZM102 16V15H101ZM106 16V17H105ZM181 16V15H180ZM186 16H184V17H186ZM35 17V16H34ZM40 17V16H39ZM44 17V16H43ZM99 17V16H98ZM183 16H181V18H182ZM49 18V17H48ZM55 18H57V19H55ZM69 18V19H70ZM76 18V17H75ZM189 18V17H188ZM195 18V17H194ZM197 18V17H196ZM33 19L34 18H32L31 20V22H33ZM43 19V18H42ZM73 19V18H72ZM178 19V18H177ZM183 19V18H182ZM191 19V18H190ZM189 19V20H190ZM199 19V18H198ZM212 19V18H211ZM66 20V19H65ZM95 20H97V18H95ZM181 20V19H180ZM183 20H185V19H183ZM27 21L28 22H30V19H27V17H26V21L22 24H20L19 22V25L21 26H23L24 27V29H28L27 28V26H30V24H31V22H30V24L29 23H27ZM52 21V22H53ZM67 21V20H66ZM71 21V20H70ZM73 21V20H72ZM94 20L92 19V22H93ZM104 21V22H103ZM186 21V20H185ZM196 21H198V20H196ZM21 22V21H20ZM23 22V21H22ZM56 22H59V21H56ZM74 22V21H73ZM94 22H96V21H94ZM192 22V21H191ZM46 23H48V22H46ZM63 23V22H62ZM61 23V24H62ZM97 23V22H96ZM103 23V24H102ZM125 23V24H124ZM183 23V22H182ZM194 23H196L195 22V20H194ZM28 24V25H27ZM44 24V23H43ZM43 24H42V27H43ZM49 24V23H48ZM50 24H51V22H50ZM53 24V23H52ZM71 24V23H70ZM73 24V23H72ZM95 24V23H94ZM126 24H128L129 25V28L128 29H126L125 27L126 26H124V25H126ZM186 24V23H185ZM184 24V25H185ZM188 24H189V22H188ZM27 25V26H26ZM45 25V24H44ZM56 25V24H55ZM58 25V24H57ZM97 25V24H96ZM95 25V26H96ZM99 25V26H100ZM123 25V26H122ZM127 25V26H128ZM173 25H174V23H173ZM204 25V24H203ZM48 26H50V25H48ZM98 26V27H99ZM124 27L125 29H122V30H124V32H122L120 29H121V27ZM176 26H178V25H176ZM182 25H180L179 26V28L181 27ZM23 27H21L22 29H23ZM40 27V26H39ZM47 27V26H46ZM45 27V28H46ZM93 27H94V25H93ZM117 27H119V28H117ZM41 28V27H40ZM179 28H177L176 27V30L178 29L179 30ZM182 28H184V27H182ZM186 28V27H185ZM188 28H190V27H188ZM187 28V29H188ZM23 29V30H24ZM93 29H95V28H93ZM97 29V28H96ZM117 29H118V31H117ZM44 30L47 32V30L46 29H41V31L39 30L38 32H37V30L35 31V30H33V31H35V34H33L34 32H32V34H33V36H32V34L30 35V34H28V36H27V38H30L31 40L30 41H28L27 39V44H28V42H29V44L31 43H34V41L35 40H38V39H35V37H38V38H40V35H42L43 33H44ZM126 30V31H125ZM188 30H192V29H188ZM186 31V30H185ZM28 32H29V30H28ZM27 32V33H28ZM37 32V33H36ZM60 32V31H59ZM26 33V32H25ZM85 33V32H84ZM89 33V32H88ZM189 32H187V34H188ZM23 35H24V33H22ZM45 34V33H44ZM44 34H43V36H44ZM75 34H77V33H75ZM74 34V35H75ZM80 34V33H79ZM26 35V34H25ZM64 35V34H63ZM65 35H67V34H65ZM76 36V35H75ZM74 36V37H75ZM77 36H78V34H77ZM80 36V35H79ZM78 36V37H79ZM26 37V36H25ZM72 37H73V35H72ZM71 36H70V38H72ZM103 37L105 38V40H106V38H117L116 39V41H114V42H116L117 44H118V42H117V40L120 42V40H123V44H122V46L121 45H117V47H115V48H110V49H108V51L107 50H105V47H103L104 45H102V47L103 48H101V49H104L102 52H104V56H106L107 58H108V60L106 61V59H105V61H106V63L104 62V64H103V62L101 63L102 64V66L104 65L105 67H103L102 69H98L97 71V73H92L91 72V69H90V71L88 70L89 68H90V64H92V63H90V64H88L89 62V57L91 56L92 57V55L90 54V53H92L93 54V51L94 50H97V48L99 47L97 44H96V42L98 43V41H96L95 42V39L96 40H103ZM231 37V36H230ZM230 37H229V39H230ZM64 38V37H63ZM98 38V39H97ZM23 39H25L24 37H23ZM78 39H80V38H78ZM26 40H24V41H26ZM32 40H33V42H32ZM76 40V39H75ZM91 40H94V42L95 43H93ZM114 40V39H113ZM236 40V39H235ZM9 41H10V43H9ZM13 41V40H12ZM12 41L11 40H8V43L9 44H11L12 45ZM68 41H70V40H68ZM111 41V40H110ZM14 42V41H13ZM15 42H17L18 43V41H15ZM71 42V41H70ZM113 42V43H114ZM36 43V42H35ZM34 43V44H35ZM69 43V42H68ZM72 43V42H71ZM93 45H91V44ZM100 43V42H99ZM121 43H122V41H121ZM228 43V42H227ZM31 44H30V48H31ZM74 44V43H73ZM78 44V43H77ZM81 44V43H80ZM94 44H95V46L97 45L98 47L97 48H95L94 47ZM204 44V43H203ZM207 44V43H206ZM5 45V44H4ZM11 45H9V46H11ZM25 45H26V43H25ZM65 45H66V43H65ZM89 45H91L90 47H89ZM106 45V44H105ZM178 45H181V44H179V42H178ZM6 46V45H5ZM17 46V45H16ZM27 46V45H26ZM112 46V45H111ZM116 46V45H115ZM119 46V47H118ZM173 46H175V45H173ZM193 46H195V45H193ZM207 46H210V45H207ZM207 46H206V48H207ZM215 46V45H214ZM216 46H217V43H216ZM6 47H8V46H6ZM25 47V46H24ZM29 47V46H28ZM65 47V46H64ZM64 47H62L61 48V46H60V48L66 53V51L67 50H64ZM66 47H69L68 46V44L66 45ZM92 47H94V50L93 49H91ZM108 47V46H107ZM106 47V48H107ZM114 47V46H113ZM186 47H188V46H186ZM197 47L198 48H196L197 50H200L199 49V46L197 45ZM53 48V47H52ZM60 48H58V49H56V50H54L56 53L58 52V51H60V53L62 54V50L60 49ZM100 48V47H99ZM109 48V47H108ZM175 48H177V47H175ZM195 48V47H194ZM201 48V47H200ZM204 48V47H203ZM203 48H201V49H203ZM212 48V47H211ZM29 48H25V50H28ZM42 49V48H41ZM44 49V48H43ZM40 50L39 49V51L37 50L36 52H38V54L37 55H41L42 57H43V59L45 60H47V58H48V55H49V58H53V57H50V55H52L53 54V56H54V53L52 52V54H51V52H50V50L49 49H47L49 52H47V50H46V48H45V52H43L44 50ZM51 49V48H50ZM54 49V48H53ZM68 49V48H67ZM111 49H113V50H111ZM178 49V48H177ZM180 49V48H179ZM30 50V49H29ZM69 50H70V48H69ZM93 50V51H92ZM176 50V49H175ZM174 50V51H175ZM211 50V49H210ZM213 50V49H212ZM10 51V50H9ZM34 51L35 50H30V52L31 53H33L34 54ZM71 51V50H70ZM99 51V50H98ZM97 51V52H98ZM172 52V54L173 53H176L177 55V57L178 56H181V54L180 53H182L183 51H181L180 50V52L179 53H177V52H173V50H171ZM176 51H179V50H176ZM193 51V50H192ZM202 51V50H201ZM204 51V50H203ZM206 51H207V49H206ZM215 51V50H214ZM63 52V53H64ZM75 52H76V50H75ZM96 51H94V53H95ZM189 51H187V53H188ZM194 52V53H193ZM193 52H191V53H193L194 55H195V53L197 52H195V50L193 51ZM199 52V51H198ZM205 52V51H204ZM213 52V51H212ZM217 52V51H216ZM40 53V54H39ZM59 52L57 53V54H60ZM65 53L63 54V57L65 58L66 56H65ZM69 53V52H68ZM85 53H86V55H85ZM171 53H170V55L169 56H171ZM202 53V52H201ZM219 53H221V52H219ZM219 53H217L218 55H219ZM32 54V55H33ZM67 54V53H66ZM90 55V56H88V55ZM96 54V53H95ZM94 54V55H95ZM97 54H99V53H97ZM106 54V55H105ZM179 54V55H178ZM186 54V53H185ZM193 54H190V52H189V56H190V59H188L189 58V56H188V54H186L185 55V57L187 58V56H188V58H187V60H188V62H189V60H191V58L193 59L194 57H193ZM216 54V55H217ZM35 55V54H34ZM68 55V54H67ZM101 55V54H100ZM191 55H192V57H191ZM210 55V54H209ZM31 56V55H30ZM29 56V57H30ZM36 56V55H35ZM55 56H59V55H55ZM87 56V57H86ZM173 56V55H172ZM171 56V57H172ZM174 56H175V54H174ZM175 56V59L177 58ZM184 56V55H183ZM202 56H204L205 57V54H203ZM62 57V56H61ZM62 57V58H63ZM68 57H70V56H68ZM90 57V58H91ZM170 57V58H171ZM184 57V58H185ZM31 58V57H30ZM41 58V57H40ZM56 58H58V57H56ZM97 58V57H96ZM180 58V57H179ZM185 58V59H186ZM100 59V58H99ZM98 59V60H99ZM104 59V58H103ZM110 59H114L115 61H114V64L116 63L117 65H118V67H121V65L123 66V67H121L120 69H119V71H116V70H112L111 68H112V65L114 66V64H112L111 65V62H113V60L110 62ZM181 59V58H180ZM183 59V58H182ZM204 59V58H203ZM50 59H48V61H49ZM64 60V59H63ZM66 60V59H65ZM102 60V59H101ZM202 60V59H201ZM200 60V61H201ZM37 61V60H36ZM95 61V60H94ZM104 61V60H103ZM39 62V61H38ZM68 62V61H67ZM39 63H43V62H39ZM44 63H46V62H44ZM98 63H99V61H98ZM109 63H110V66H109ZM153 63V62H152ZM193 63V62H192ZM198 63V62H197ZM88 64V65H87ZM121 64V65H120ZM172 64V63H171ZM174 64H175V62H174ZM174 64L172 65V66H174ZM187 65L188 64H191V63H186ZM40 65V64H39ZM89 66V68H87V66ZM186 65V66H187ZM97 66H98V64H97ZM177 66V65H176ZM182 66V65H181ZM189 66V68H191V65H188ZM200 66V65H199ZM118 67H116V68H118ZM180 66L178 65V68H179ZM192 67H194V65H192ZM91 68H92V66H91ZM101 68V67H100ZM153 68V67H152ZM174 68V67H173ZM181 68V67H180ZM185 68V67H184ZM183 68V66H182V70L184 69ZM186 68H188V67H186ZM185 68V69H186ZM195 68V70L197 69L196 67H194ZM199 68H201V67H199ZM37 69V68H36ZM191 69H193V68H191ZM191 69H190V71H191ZM35 70V69H34ZM92 70H94V68L92 69ZM118 70V69H117ZM152 70V69H151ZM180 70V69H179ZM179 70H178V72H179ZM37 71V70H36ZM95 71V70H94ZM177 71V70H176ZM193 71H194V69H193ZM197 71V70H196ZM200 71V70H199ZM36 73V72H35ZM154 73V72H153ZM193 73V72H192ZM200 73H201V71H200ZM199 74V73H198ZM202 75V74H201ZM195 76V75H194ZM203 76V75H202ZM41 77V76H40ZM43 77V76H42ZM152 79H151V78ZM203 77H205V76H203ZM28 78H29V76H28ZM27 78V79H28ZM38 78V77H37ZM35 79V78H34ZM43 79V78H42ZM151 79V80H150ZM30 80V79H29ZM153 80V81H152ZM41 81V80H40ZM56 81V80H55ZM59 81H61V80H59ZM27 82V81H26ZM39 81H38V79L36 80V83H38ZM152 82H153V84H152ZM51 83H53V82H51ZM58 83V82H57ZM66 83V82H65ZM27 84V83H26ZM48 84V83H47ZM54 84V83H53ZM55 84H56V82H55ZM41 85V84H40ZM44 85V84H43ZM39 86V85H38ZM45 86H46V84H45ZM65 86H67V85H64L63 87H65ZM99 86V87H98ZM28 87V86H27ZM59 88H60V86H58ZM57 87V88H58ZM68 87H67V89H68ZM31 88V87H30ZM42 88H44V87H42ZM154 88V87H153ZM222 89H223V86L221 87ZM220 88V89H221ZM225 88V87H224ZM29 89V88H28ZM45 89V88H44ZM86 89H89L91 92H92V97H90V98H88V97H85V95H84V90L86 91ZM227 89V88H226ZM229 89V88H228ZM39 90V89H38ZM40 90H41V88H40ZM57 90H59V89H57ZM37 91V90H36ZM35 91V92H36ZM228 91V90H227ZM34 92V91H33ZM42 92H44V91H42ZM57 92V91H56ZM55 92V93H56ZM224 92H226L225 91V89H224ZM229 92H231L230 90H229ZM39 94H40V92H39ZM225 94H227V93H225ZM59 95V94H58ZM65 95H66V93H65ZM39 96V95H38ZM63 96H64V94H63ZM63 96H62V98H63ZM73 96V95H72ZM28 97H30V96H28ZM27 97V98H28ZM26 98V100H27V106L29 107L28 108V111L26 112V114L25 115H27L28 117H23V118H25L24 120H26V118H29V116H31V114L32 115H34V116H36L37 114V112L39 113V107H38V104H37V100L36 101H32V99H30V98H28L27 99ZM33 98V97H32ZM34 99H37V98H34ZM39 99H40V96H39ZM52 99V98H51ZM51 99H49V100H51ZM26 100L24 101V102H26ZM59 100V99H58ZM71 101V100H70ZM69 101V102H70ZM43 102H44V98H43ZM54 102V101H53ZM59 102V101H58ZM152 102V101H151ZM92 103H93V105L95 104V105H98V106H100L101 107V109H105V106L106 107H108L110 110H113V111H110L111 113H112V115L114 116V119H113V116H112V118H109V119H111L110 121H109V119L108 118H106V116H107V111H108V108L107 109H105L106 111H100L99 109H97L96 108V106H95V108H96V111L98 110V111H100V112H98L97 111V113H96V111L93 109L94 107L92 106ZM42 103H40V105H41ZM44 104V103H43ZM46 104H47V102H46ZM52 104V103H51ZM150 104V105H149ZM10 105V106H9ZM8 105V107H11V103ZM13 105V104H12ZM45 105V104H44ZM27 106H26V108H27ZM53 106V105H52ZM97 106V107H98ZM187 106V105H186ZM99 107V108H100ZM192 107V106H191ZM206 107V109L208 110L209 109V107H208V104H207V106H205ZM208 107V108H207ZM113 108V109H112ZM11 110H9V108H8V111H10L9 113H12L11 111L13 110V106H12V108H10ZM42 109H44V108H42ZM175 109V108H174ZM177 109H179V108H177ZM203 109V108H202ZM62 110V109H61ZM72 110V109H71ZM70 110V111H71ZM183 110V109H182ZM48 111V110H47ZM176 111V110H175ZM178 111V110H177ZM176 111V112H177ZM188 111H190V109L188 110ZM57 112V111H56ZM60 112V111H59ZM69 112V111H68ZM144 112H145V114H144ZM174 112V111H173ZM182 112V111H181ZM184 112V111H183ZM190 112H192V111H190ZM190 112L188 113V112H186V114L188 115V116H190L191 115V117H189L190 119L191 118H194V122H193V119H191V122L190 123H193V125H194V123L195 122H198V118H197V116H196V120L197 121H195V114H196V111L195 112H192V113H195V114H193V116H192V114H190ZM7 113L8 112H6V116H7ZM41 113V112H40ZM73 113V112H72ZM105 113V114H104ZM114 113V114H113ZM177 113H179V112H177ZM213 113H215V112H213ZM14 114V113H13ZM36 114V115H35ZM56 114V113H55ZM70 114V113H69ZM77 114V113H76ZM182 114V113H181ZM185 114V113H184ZM185 114V115H186ZM190 114V115H189ZM198 114V113H197ZM43 115H45L44 113H43ZM68 115V114H67ZM73 115H74V113H73ZM79 115V114H78ZM96 115V116H95ZM97 115H98V117H97ZM100 115V116H99ZM145 115L146 116H148V118H146L147 120L145 121ZM174 115V114H173ZM178 115V114H177ZM186 115V117H184V119H186V118H188V116ZM210 115V114H209ZM8 116H9V114H8ZM8 116H7V118H8ZM71 116V115H70ZM103 116V117H102ZM184 116V115H183ZM199 116H201V114H199ZM198 116V117H199ZM203 116V115H202ZM11 117V119H12V116H10ZM13 117H14V115H13ZM55 117V116H54ZM57 117V116H56ZM69 117V118H68ZM97 117V118H96ZM99 117L101 118L100 120H99ZM205 117V116H204ZM31 118H32V116H31ZM30 118V119H31ZM41 118V117H40ZM188 118V119H189ZM200 118V117H199ZM202 118V117H201ZM10 119V118H9ZM98 119V120H97ZM188 119H186V120H188ZM189 119V120H190ZM19 119H17L16 121H18ZM21 120H23L22 118H21ZM20 120V126H23V125H21L22 124V121ZM96 120H97V122H96ZM103 120V121H102ZM114 122H113V121ZM16 121H14V122H16ZM65 121L67 122V123H65ZM71 121V122H70ZM102 123H101V122ZM113 123H112V122ZM181 121V120H180ZM11 122H13V120H11ZM11 122H9V123H11ZM13 122V123H14ZM25 123H27V122H29V120L27 121H24ZM23 122V123H24ZM51 122V121H50ZM75 122H77V121H75ZM77 123V125H80V123ZM110 122V123H109ZM179 122V119H178V121H177V123ZM199 122H201L200 121V119H199ZM48 123V122H47ZM180 123H182V122H180ZM187 123V122H186ZM190 123H187L188 125H190L191 127H192V129H193V125H191ZM202 123V122H201ZM15 124V123H14ZM13 124V125H14ZM17 124H19V123H17L16 122V124H15V133L17 132L16 131V129H19V126H17ZM72 124H74V123H72ZM103 124V125H102ZM143 124H145V123H143ZM184 124V123H183ZM203 124V123H202ZM10 125V129L12 128L11 126H13V125H11V124H9ZM65 125V126H64ZM114 125V126H113ZM186 125V124H185ZM197 125V124H196ZM27 126V125H26ZM25 126V127H26ZM46 126V125H45ZM50 126V125H49ZM177 126H178V124H177ZM18 127V128H17ZM25 127H24V129H25ZM37 127H36V129H37ZM70 127H72V128H70ZM180 127V126H179ZM195 128V130H196V126H194ZM199 126H197V128H198ZM27 128V127H26ZM67 128V129H66ZM75 128V127H74ZM139 128V127H138ZM143 128V127H142ZM13 129V128H12ZM29 129V128H28ZM144 129V128H143ZM193 129V131L195 132V130ZM200 129V128H199ZM48 130V131H47ZM178 130V129H177ZM36 131V132H35ZM73 131V132H72ZM138 131V130H137ZM141 131V130H140ZM178 131H180V129L178 130ZM192 131V132H193ZM196 131H198V129L196 130ZM176 132V131H175ZM200 131H198V132H196V133H199ZM207 132V131H206ZM12 133L13 134H15L14 132H13V130H12ZM17 134H18V132L16 133V136H17ZM170 134V133H169ZM194 134V133H193ZM201 134V133H200ZM73 135H74V133H73ZM208 135V134H207ZM16 136L14 137V139H16ZM19 136V134H18V136L17 137H20ZM84 136H86V137H84ZM203 136V135H202ZM30 137V138H31ZM179 138H180V136H178ZM208 137H210V136H208ZM28 138H25L23 141H27V139ZM140 138V137H139ZM211 138V137H210ZM85 139H87V140H85ZM89 139V140H88ZM204 139V138H203ZM213 139V138H212ZM17 140V139H16ZM18 140H19V138H18ZM145 140V139H144ZM15 141V140H14ZM31 141H32V139H31ZM74 141V140H73ZM77 141V140H76ZM87 142V141H90V146H89V149L88 148H86V149H81V147L78 149V147L80 146V144L82 145V143H84V142ZM190 142H191V140H189ZM192 141H194V140H192ZM17 142V141H16ZM15 142V143H16ZM22 142V141H21ZM25 142H23L24 144L23 145H26L27 146V144H29L30 143V141H29V139H28V142H26L27 144H25ZM187 142H188V140H187ZM196 143H197V141H195ZM195 142H193V143H195ZM200 142H203L202 140L200 141ZM199 142V143H200ZM212 142V141H211ZM73 143V142H72ZM195 143V144H196ZM214 143V142H213ZM43 144H45V145H48L49 146V148H47L45 145H43ZM123 144V145H122ZM125 144H127V143H125ZM191 145H192V143H190ZM42 145H43V148H42ZM129 144H127V146H128ZM190 145V146H191ZM194 145V144H193ZM192 145V146H193ZM20 146V145H19ZM85 146V145H84ZM174 146V145H173ZM191 146V147H192ZM204 146V145H203ZM30 147V146H29ZM52 147H55V148H52ZM70 147V146H69ZM126 147V146H125ZM124 147V148H125ZM167 147V146H166ZM176 147V146H175ZM189 148V147H188ZM201 148V147H200ZM57 149V150H56ZM127 149V148H126ZM150 149V148H149ZM184 149H186L187 150V146L184 148ZM190 149V148H189ZM189 149H188V151H189ZM204 149H205V147H204ZM69 150V151H68ZM193 150V149H192ZM26 151H30V153L28 152H26ZM126 152L125 153H127V150H125ZM146 151H147V149H146ZM145 151V152H146ZM183 151V150H182ZM191 151V150H190ZM189 151V152H190ZM195 151H197V150H195ZM122 152H124V151H121V153ZM144 152V153H145ZM179 152V151H178ZM189 152H186L187 154L189 153ZM191 152H193V153H195L194 151H191ZM190 152V154H192ZM23 153H21V154H23ZM149 153V152H148ZM25 154L26 155H28V157L27 156H25ZM89 154V158L87 157V155ZM158 154V153H157ZM177 154H179V153H177ZM201 154V153H200ZM20 155V154H19ZM152 155V154H151ZM180 155H182L181 153H180ZM184 155V154H183ZM186 155V154H185ZM25 156V157H24ZM121 156V155H120ZM143 156H144V154H143ZM149 156V155H148ZM154 156H156L155 154H154ZM161 156H163V154H161ZM166 156V155H165ZM177 157H180V156H178V155H176ZM17 157V156H16ZM21 157H20V159H21ZM30 157V158H29ZM87 157V158H86ZM122 157H124V156H122ZM153 157V156H152ZM172 157V156H171ZM203 157V156H202ZM12 158V157H11ZM151 158V157H150ZM163 158H164V156H163ZM174 158H175V156H174ZM181 158V157H180ZM180 158H178V159H180ZM183 158V157H182ZM204 158V157H203ZM203 158H201V159H203ZM14 159V158H13ZM15 159H19V158H15ZM155 159H157V158H155ZM168 159V158H167ZM166 159V160H167ZM23 160V159H22ZM22 160L20 161L21 163H22ZM28 160V161H29ZM35 160V161H36ZM8 161H10V160H8ZM8 161H7V163H8ZM19 161V160H18ZM23 161V162H24ZM27 161V162H28ZM35 161H33V162H35ZM36 161V162H37ZM157 161V160H156ZM182 161H184V160H182ZM194 161H195V159H194ZM17 163V160H13V161H11V162H9V164L11 163V165H10V169H12L11 167H13L16 163ZM32 162V163H33ZM37 162V163H38ZM196 162V161H195ZM7 163H5V164H7ZM15 163V164H14ZM26 163V162H25ZM31 163V164H32ZM37 163H35L36 165H37ZM115 163H117V161L115 162ZM144 163H146V161L144 162ZM166 163V162H165ZM169 163H172V162H170L169 161ZM178 163H180V162H178ZM14 164V165H13ZM147 164H149V163H147ZM155 164V163H154ZM153 164V165H154ZM190 164H192V163H190ZM21 166H22V164H20ZM33 165V164H32ZM157 165H160L159 167H161V164L158 162V164ZM170 164H168V166H169ZM7 166H9V165H7ZM16 166V165H15ZM14 166V167H15ZM35 166V165H34ZM177 166V165H176ZM18 167H20V166H17V168ZM150 167H151V165H150ZM158 167V168H159ZM167 167V166H166ZM3 168H6V167H3ZM8 168V167H7ZM6 168V169H7ZM16 168V167H15ZM120 168V167H119ZM140 168H141V166H140ZM163 169H161V170H166L165 169V167L163 166L162 167ZM25 169V168H24ZM52 169V170H53ZM125 169V168H124ZM136 169H137V167H136ZM142 169V168H141ZM148 169V168H147ZM155 169V168H154ZM160 169V168H159ZM158 169V170H159ZM236 169V168H235ZM122 170V169H121ZM121 170H119V171H121ZM126 170V169H125ZM137 170H139L140 171V169H137ZM158 170H156L155 171V174H156V172H158ZM239 170H241V169H239ZM6 171V170H5ZM9 171V170H8ZM23 171H25V170H23ZM25 171V172H26ZM127 171H129V169L127 170ZM143 171V170H142ZM144 171H146L145 169H144ZM168 171V170H167ZM172 171V170H171ZM1 172H3V171H1ZM7 172V171H6ZM20 172V171H19ZM122 172V171H121ZM159 172H161V171H159ZM181 172V171H180ZM120 173V172H119ZM126 173H128V172H126ZM129 173H131V172H129ZM144 173V172H143ZM142 173V175L144 176V174ZM147 173V172H146ZM165 173V172H164ZM170 173V172H169ZM172 173H173V171H172ZM1 174V173H0ZM22 174H24V173H22ZM109 174V175H108ZM123 174V173H122ZM148 174V173H147ZM150 174H151V172H150ZM154 174V175H155ZM1 175H5V174H1ZM6 175H8V174H6ZM11 175V174H10ZM78 175H80L81 177H85L86 179H84V180H86L84 183L85 184H82V183H80V182H76L77 180H75V178H76V176H78ZM107 175V176H106ZM113 175H114V173H113ZM135 175V174H134ZM141 175V176H142ZM157 175V174H156ZM177 175V174H176ZM179 175L181 176V174L179 173ZM59 176V177H58ZM107 177L106 179L104 178V177ZM142 176V177H143ZM169 176V175H168ZM179 176V177H180ZM7 177V176H6ZM25 177V178H24ZM79 177V176H78ZM77 177V178H78ZM146 177H147V175H145L144 176V178H143V180L145 179L146 180ZM156 177V176H155ZM160 177H164V176H160ZM170 177H172V175L170 176ZM179 177L177 178V179H179ZM23 178H24V180H23ZM29 179L30 181L31 180H33V181H31L32 182V185H30L31 183H30V181H28L27 182V179ZM135 178H136V176H135ZM182 178V177H181ZM180 178V179H181ZM0 179H5L6 180V178L5 177H1L0 176ZM63 179V180H62ZM65 179H67V180H65ZM80 179V178H79ZM139 179V178H138ZM155 179V181H157L156 180V178H154ZM162 179V178H161ZM161 179H160V181H161ZM164 179V178H163ZM169 179V178H168ZM173 179V178H172ZM63 181V182H66L67 184H63L64 186L63 187H68L69 185H74L72 188L73 189H78V191H79V189L81 190V192H82V195H80V197H78L79 195V193L78 194H75V195H77V196H75L74 194L72 195V194H69V192H68V190H67V192L68 193H65V191L62 193L61 192V194H69V195H71V198H72V196L75 198V200H76V202H73L74 200H72V199H70L69 198V195H66L67 196V198H69V201L70 200H72V203H71V201L68 203L67 201V199H60L61 197H59L61 194H57V191L56 190H54V193H53V191H52V188L50 189V186H53L56 182H59V181ZM102 180V181H101ZM120 180V179H119ZM136 180H137V178H136ZM174 180V179H173ZM172 180V181H173ZM8 181V180H7ZM6 181V182H7ZM10 181V180H9ZM8 181V182H9ZM24 181H25V183H24ZM107 181H108V179H107ZM152 181H153V179H152ZM151 181V182H152ZM169 181V180H168ZM176 181V180H175ZM182 181V180H181ZM12 182V181H11ZM26 182L28 183V184H26ZM35 182H36V184H35ZM83 182V181H82ZM136 182V181H135ZM167 182V180H165V182H163L164 184ZM170 182V181H169ZM177 182V181H176ZM180 182V181H179ZM12 183H14V182H12ZM11 183V184H12ZM109 183H111V182H109ZM144 183H146V181H144ZM26 184V185H25ZM77 184H80V186H78ZM82 184V185H81ZM159 184V183H158ZM157 184V185H158ZM162 184V183H161ZM166 184H168V182L166 183ZM7 185H9L10 186V184H7ZM15 185H17V184H15ZM56 185H58L59 186V183L57 184L56 183ZM66 185V186H65ZM79 187H77V186ZM136 185V184H135ZM139 185H140V183H139ZM8 186V187H9ZM21 186V185H20ZM25 186L27 187V188H25ZM30 186V187H29ZM32 186V187H31ZM61 186H62V184H61ZM109 186V185H108ZM147 186V185H146ZM155 186V185H154ZM180 186H181V184H180ZM15 187H17V186H15ZM22 186H21V188H23ZM38 187V188H37ZM122 187V186H121ZM127 187H128V185H127ZM139 187V186H138ZM160 187V186H159ZM163 187V186H162ZM169 187V186H168ZM175 187L176 186H174V189H175ZM10 188H12L11 186H10ZM10 188H8V189H10ZM50 189V191L48 192H46V189ZM124 188V187H123ZM140 188V190H144V189H142L143 187H139ZM145 188V187H144ZM158 188V187H157ZM173 188V187H172ZM183 188H185L184 186H183ZM24 189H22V191H20V192H23L24 191ZM40 189H39V191H40ZM63 189V188H62ZM76 189V190H77ZM103 189H104V191H103ZM147 189H149V188H147ZM177 190H181L179 187H177L176 188ZM14 190H16V189H14ZM21 190V189H20ZM135 190V189H134ZM158 190V189H157ZM159 190H160V188H159ZM38 191V192H39ZM52 191V193H50ZM56 191V192H55ZM109 191V190H108ZM107 191V192H108ZM111 191H112V189H111ZM127 191V190H126ZM153 191V190H152ZM164 191V190H163ZM182 191V190H181ZM7 192H8V190H7ZM13 192V191H12ZM18 192H19V190H18ZM17 192V193H18ZM30 192V193H29ZM37 192V193H38ZM101 192V193H100ZM135 192V191H134ZM159 192V191H158ZM157 192V193H158ZM160 192H162V191H160ZM5 193V192H4ZM9 193V192H8ZM43 193V192H42ZM46 193H49V194H46ZM58 193H59V191H58ZM126 193V192H125ZM136 193V192H135ZM171 193V192H170ZM180 193V192H179ZM183 193V192H182ZM182 193H180L179 194V197H180V195L182 196L183 194ZM10 194H11V190H10ZM15 194V193H14ZM14 194H12V196L14 195ZM20 194V193H19ZM18 194V195H19ZM29 196H28V195ZM31 194V195H30ZM100 194V195H99ZM124 194V193H123ZM155 194V193H154ZM162 194H164V193H162ZM162 194H159L160 196L162 195ZM167 194V193H166ZM38 195H39V193H38ZM57 195H59V196H57ZM101 195H102V198H99V197H101ZM110 195V194H109ZM134 195V194H133ZM165 195V194H164ZM174 195V194H173ZM3 196H6V194L5 195H3ZM17 196V195H16ZM61 196H64V195H61ZM82 196V197H81ZM105 196V197H106ZM116 195H114V197H115ZM141 196V195H140ZM155 196V195H154ZM166 196V195H165ZM169 196H170V194H169ZM172 196V195H171ZM176 196H178V194L176 195ZM42 197H43V199H42ZM113 197V196H112ZM157 197V196H156ZM168 197V196H167ZM5 198V197H4ZM3 198V199H4ZM13 198V197H12ZM16 198V197H15ZM14 198V199H15ZM19 198V197H18ZM22 198V197H21ZM42 200H41V199ZM73 198V199H74ZM99 198V199H98ZM122 198H124V196L122 197ZM135 198L136 197H134V200H135ZM150 197H147V199H149ZM154 198V197H153ZM158 198V197H157ZM161 198H162V196H161ZM166 198V197H165ZM8 199V198H7ZM37 199V200H36ZM106 199L108 200L109 198H107L106 197ZM115 199V198H114ZM137 199V198H136ZM159 199V198H158ZM170 199H171V197H170ZM177 199H179L180 201H182L181 199H182V197H180V198H176V200ZM5 200H6V198H5ZM13 200V199H12ZM43 200H45L44 202H43ZM97 200H99L98 202H97ZM103 201V202H101V201ZM142 200V203H140L141 201L140 200H138L139 201V203L140 204H142L143 205V201L145 200L146 201V199H141ZM155 200V199H154ZM166 200V199H165ZM164 200V201H165ZM172 200V199H171ZM170 200V201H171ZM179 200H177V201H179ZM40 201H42V204H41V202ZM136 201V200H135ZM144 201V206H145V202ZM148 201V200H147ZM157 201H160V200H157ZM164 201H163V203H164ZM179 201V204L181 203ZM65 202V203H64ZM99 204V202H100V204H99V207H98V204ZM112 202V201H111ZM115 202V201H114ZM67 204V206L65 207V209H67V211L66 210H64V209H62V208H64L63 206V204ZM107 203V202H106ZM138 203V204H139ZM157 203V202H156ZM8 204V203H7ZM60 204H61V206H60ZM148 204V203H147ZM10 204H8V206H9ZM94 205H96V207L94 206ZM101 205V206H100ZM106 205V204H105ZM105 205H103V206H105ZM114 205V204H113ZM132 205V204H131ZM155 205V204H154ZM161 205V204H160ZM167 205H168V203H167ZM166 205V206H167ZM169 205H170V202H169ZM172 205V204H171ZM178 205V204H177ZM7 206V205H6ZM7 206V207H8ZM38 206V207H37ZM60 206V207H59ZM112 206V205H111ZM156 206V205H155ZM176 206V205H175ZM179 206H181V204L179 205ZM7 207H6V209H7ZM13 207V206H12ZM32 207H33V209H32ZM68 207V208H67ZM131 207V206H130ZM139 207H140V205H139ZM165 207V206H164ZM163 207V208H164ZM169 207V206H168ZM174 207V206H173ZM178 207V206H177ZM45 208L46 207H44V212L46 213V211H45ZM88 208H90V209H88ZM95 208V209H94ZM97 208V209H96ZM142 208V207H141ZM153 208H155L154 206H153ZM160 208H162V206L160 207ZM171 206L169 207V209L171 210ZM176 208V207H175ZM9 209V208H8ZM8 209H7V211H8ZM14 209V208H13ZM68 209H69V211H68ZM156 209V208H155ZM180 209V208H179ZM17 210H18V208H17ZM35 210V211H36ZM89 212H88V211ZM94 210V211H93ZM119 210V209H118ZM142 210V209H141ZM146 210V209H145ZM162 210V209H161ZM166 210V209H165ZM181 210H182V208H181ZM15 211V210H14ZM24 212H26L25 210H23ZM128 211V210H127ZM140 211V210H139ZM172 211V210H171ZM175 211H176V209H175ZM177 211H179L178 209H177ZM9 212L10 211H8V213H7V215L6 216H8V215H10L9 214ZM12 212H13V210H12ZM22 212V211H21ZM29 212V211H28ZM39 212H37V213H39ZM43 212V211H42ZM84 212H86V213H84ZM101 212H102V210H101ZM100 212V213H101ZM129 212V211H128ZM140 212H143V211H140ZM145 212H148V211H144L143 213H145ZM173 213H175L174 211H172ZM83 213V214H82ZM103 213V212H102ZM101 213V214H102ZM127 213V212H126ZM125 213V214H126ZM169 213H170V211H169ZM18 214V213H17ZM41 214H43V213H41ZM53 214V215H54ZM99 214V213H98ZM100 214V215H101ZM115 214V213H114ZM123 214H124V212H123ZM132 214V213H131ZM134 214V213H133ZM153 214V213H152ZM177 214V213H176ZM181 214V213H180ZM34 215V214H33ZM37 215H39V214H37ZM44 216L43 217H45V214H43ZM57 215H55V216H57ZM81 215H84V216H81ZM94 215V214H93ZM97 215V214H96ZM127 215V214H126ZM160 215V214H159ZM162 215V214H161ZM160 215V216H161ZM165 215V214H164ZM51 216V215H50ZM80 216V217H79ZM147 216V215H146ZM150 216V215H149ZM176 216V215H175ZM181 216V215H180ZM22 217V216H21ZM38 217V216H37ZM43 217H41V218H43ZM46 217H49V215L48 216H46ZM51 217H54V216H51ZM85 217V218H84ZM93 217V216H92ZM104 217V216H103ZM111 217V216H110ZM129 217V216H128ZM178 217V216H177ZM78 218H80V220H78V221H76ZM91 218V217H90ZM97 217L95 216V218H94V221H95V219H96ZM100 218H101V216H100ZM133 218V217H132ZM142 218H144V217H142ZM170 217H168V219H169ZM13 219V218H12ZM29 219V218H28ZM26 220V221H23L24 222V224H22L23 226H21V228L20 227H18L19 228V231H20V229H22V230H25L24 232L23 231H21V232H23V233H26V231H27V229L26 228H28L29 230V232H31V233H33L34 235L35 234H37L38 236L37 237H43V236H45V235H43V236H41V233H40V236H39V232L41 231V230H37V225H34V219L33 220H31V218H30V220L31 221H33V222H31L30 223V221L29 220ZM47 219V218H46ZM57 219V220H58ZM61 219H59L60 221H61ZM89 219V218H88ZM92 219V218H91ZM102 219V218H101ZM117 219V218H116ZM165 219V218H164ZM167 219V220H168ZM175 219H177V218H175ZM37 220V222H38V218L36 219L35 218V221ZM39 222L37 223H35V224H38V225H42V219H40L39 218ZM54 220V218L52 219V220H50V221H53ZM131 220V219H130ZM148 219H146L145 220V222L147 221ZM154 220H156V218L154 219ZM166 220V219H165ZM164 220V221H165ZM166 220V221H167ZM179 220V219H178ZM84 221V220H83ZM90 221V220H89ZM98 221H100L99 219H98ZM104 221V220H103ZM164 221H162V222H164ZM176 221V220H175ZM174 221V222H175ZM181 221V220H180ZM41 222V223H40ZM59 222V221H58ZM75 222V223H74ZM88 221H86L85 223H87ZM101 222V224H103V222L102 221H100ZM141 222V221H140ZM145 222L144 221H142V225L143 224H145ZM149 224H151V222H150V220L149 221H147ZM18 223V222H17ZM16 223V224H17ZM29 223V224H28ZM33 223V228H32V230L30 231V227H32V226H30V224H32ZM80 225H79V224ZM89 223V222H88ZM93 223H95V222H93ZM133 223H134V221H133ZM137 223V222H136ZM167 223V222H166ZM165 223V224H166ZM15 224V223H14ZM44 224V223H43ZM74 224H77L76 225V227H73L74 226ZM82 224L84 225V223L82 222ZM92 224V223H91ZM129 224V223H128ZM131 224V223H130ZM140 223H139V226L141 225ZM147 224V223H146ZM171 224V223H170ZM177 223H175L174 225H176ZM182 224V223H181ZM180 224V225H181ZM8 225V224H7ZM11 225V224H10ZM20 225V224H19ZM18 225V226H19ZM28 225H29V227H28ZM44 225H46V224H44ZM53 225V224H52ZM82 225V226H83ZM89 225V224H88ZM97 226H98V228H99V225L98 224H96ZM95 225V226H96ZM140 226V228H142L141 230L142 231H146L147 230V228H148V226L147 225H145V226ZM160 225L162 226L163 224H161L160 223ZM177 225H179V224H177ZM176 225V226H177ZM26 226V227H25ZM43 226V225H42ZM41 226V227H42ZM50 226V225H49ZM81 226V227H82ZM85 226V225H84ZM89 226H91V225H89ZM95 226H92L91 228H93V227H95ZM134 226V225H133ZM150 226V225H149ZM154 226V225H153ZM167 226V225H166ZM182 226V225H181ZM23 227V228H22ZM43 227H45V226H43ZM62 227V226H61ZM60 227V228H61ZM88 227V226H87ZM101 227H102V225H101ZM135 227H136V225H135ZM158 227V226H157ZM163 227V226H162ZM36 228V229H35ZM39 228H40V226H39ZM50 227H48V225L46 226V230H48ZM55 228H56V230H55ZM59 228V227H58ZM60 228L57 230V227H52L51 226V229H49L48 230V232H50V233H52V231H54L52 234H58V235H52L53 237H56V236H58L59 237V239H60V236H62V234L65 236V234H64V232L62 233L61 231H59L60 230ZM65 228V227H64ZM76 229V231L75 232H73L75 229ZM97 228V227H96ZM140 228H139V230H140ZM146 228V229H145ZM153 228V227H152ZM172 228V227H171ZM174 228V227H173ZM177 228V227H176ZM9 229V228H8ZM12 228H10V230H11ZM41 229V228H40ZM54 229V230H53ZM84 228L82 227V230H83ZM90 229V228H89ZM88 229V230H89ZM100 229V228H99ZM164 229H166V228H164ZM168 229H170V226H169V228ZM34 230H37V232L36 231H34ZM51 230V231H50ZM93 230V229H92ZM94 230H96L97 231V229H95L94 228ZM93 230V231H94ZM111 230H112V228H111ZM148 230H150V227L148 228ZM148 230L146 231V232H148ZM156 230H158V229H156ZM171 230V229H170ZM179 230V229H178ZM8 231V230H7ZM16 231V230H15ZM15 231H14V233H15ZM28 231H27V233H28ZM57 231H59V232H57ZM92 231V232H93ZM114 231V230H113ZM120 231H121V229H120ZM165 231V230H164ZM11 233L13 232V231H10ZM18 232V231H17ZM42 232V231H41ZM48 232H46V233H48ZM79 232V231H78ZM82 232H84V231H82ZM90 232V231H89ZM88 232V233H89ZM92 232H91V234H92ZM151 232V231H150ZM157 233H159L158 231H156ZM166 232V231H165ZM174 232V231H173ZM22 233V234H23ZM80 233V232H79ZM87 233V232H86ZM85 233V235H90L91 236V234H86ZM98 233V232H97ZM101 233V232H100ZM111 233V232H110ZM116 233V232H115ZM118 233V232H117ZM121 233V232H120ZM120 233H118V234H120ZM140 233H143V232H139V234ZM145 233V232H144ZM10 234V233H9ZM8 234V235H9ZM13 234V233H12ZM16 234V233H15ZM61 234V235H60ZM70 234V235H69ZM80 234H84V233H80ZM127 234V233H126ZM146 234V233H145ZM144 234V236H147L148 234H146L145 235ZM150 235L152 234H154L153 233V231H152V233H149ZM161 234V233H160ZM168 234H169V232H168ZM24 235V234H23ZM26 235V234H25ZM27 235H29V237H30V234H27ZM26 235V236H27ZM32 235V234H31ZM33 235V236H34ZM50 235V234H49ZM85 235H82V238H83V236H85ZM93 235V234H92ZM117 235V234H116ZM151 235V236H152ZM159 235V234H158ZM165 235H166V233H165ZM164 235V236H165ZM174 235H177V234H174ZM10 236H12V235H10ZM9 236V237H10ZM64 236H62L61 237V241L59 240V242H58V240H57V242H56V240H55V244L57 243V244H59L60 242L62 243V242H64V241H62V240H64L66 237H64ZM79 235H77V237H78ZM81 236V235H80ZM96 237H97V235H95ZM156 236V235H155ZM162 236V235H161ZM163 236V237H164ZM178 236V235H177ZM49 237V236H48ZM64 237V239H62ZM89 237V236H88ZM119 237V236H118ZM140 237V236H139ZM142 237V236H141ZM148 237H149V235H148ZM167 237V236H166ZM171 237L173 238L174 236L171 234ZM176 237V236H175ZM179 237V236H178ZM16 238V237H15ZM19 238H21V237H19ZM31 238V237H30ZM35 238H36V236H35ZM44 238V237H43ZM43 238H42V240H43ZM67 238H66V240H67ZM81 238V237H80ZM81 238V239H82ZM158 238V237H157ZM32 239V238H31ZM73 239H75V238H73ZM84 239H85V237H84ZM83 239V240H84ZM89 239H93L92 238V236L91 237H89ZM110 239V238H109ZM136 239V238H135ZM134 238H133V240H135ZM145 239V238H144ZM9 240H10V238H9ZM13 240V239H12ZM15 240H17V238L15 239ZM38 240H40V239H38ZM45 240V241H44ZM44 242H45V244L47 245V244H51L52 245V247H53V245H54V243L52 244L51 243V241L50 240H53V239H46V238H44ZM50 241V243L48 242V241ZM77 240V239H76ZM86 240H87V238H86ZM86 240H85V243H87L88 242V240H87V242H86ZM103 240V239H102ZM125 240V239H124ZM146 240H149V239H147L146 238ZM150 240H151V238H150ZM155 240V239H154ZM153 240V241H154ZM164 240V239H163ZM166 240H167V238H166ZM173 240V242H174V238L172 239ZM27 241H29V240H27ZM93 241V240H92ZM98 240H95V242H97ZM116 241V240H115ZM114 241V242H115ZM126 241L129 243V245H127V244H125L124 246H130L129 247V249L130 248H134L136 245H134V242H130V241H132L131 240V238H130V241H128L127 239H126ZM152 241V240H151ZM153 241H152V243H153ZM9 242V241H8ZM26 242V241H25ZM23 243V241L22 242H20V240H19V242H17V243H20V244H22V245H20V248H19V246H18V244H17V246H18V248L20 249V251L22 250L21 249V247L22 248H24V247H26V245L25 244H27V243ZM43 242V243H44ZM54 242V241H53ZM79 242V241H78ZM77 242V243H78ZM94 242V243H95ZM172 242V241H171ZM180 242V241H179ZM13 243V242H12ZM65 243V242H64ZM63 243V244H64ZM67 243H68V241H67ZM67 243L65 244V247L67 248L69 245H67ZM69 243H70V241H69ZM76 243V242H75ZM81 243V242H80ZM84 243V241H82V243L81 244H73V243H70V244H73L74 246H76L77 245V247H78V245L80 246H82V244H85ZM92 243V242H91ZM113 243V242H112ZM123 243H125V241L123 242ZM122 243V244H123ZM151 242H148L146 245H147V248H144V249H148L149 247V245H150V247H152L151 249L153 250V248H155L154 247V245L153 246H151L152 244H150ZM23 244H24V246H23ZM56 244V245H57ZM109 244H110V242H109ZM122 244L121 245H118V248L119 247H122ZM131 244V245H130ZM153 244H155V243H153ZM173 244V243H172ZM11 245V244H10ZM10 245H8V247L10 246ZM16 245V244H15ZM28 245H29V243H28ZM30 245H31V243H30ZM29 245V246H30ZM40 245V244H39ZM51 245H49V246H51ZM61 245L62 244H60V247L59 248H61ZM67 245V246H66ZM87 245V244H86ZM85 245V246H86ZM90 245V244H89ZM156 245V244H155ZM12 246H14V245H12ZM11 246V247H12ZM17 246H15V247H17ZM31 246H33V245H31ZM35 246V245H34ZM59 246V245H58ZM57 246V247H58ZM74 246H73V248H74ZM110 246V245H109ZM115 246V245H114ZM123 246V247H124ZM132 246V247H131ZM171 246V245H170ZM178 246V245H177ZM179 246H181V245H179ZM62 247H64V246H62ZM70 247V246H69ZM84 246H82V248H83ZM128 247L127 248H125L124 249V251H125V253L127 252L128 254H131V253H133V252H135V251H130L129 249H128ZM137 247V246H136ZM10 248V247H9ZM27 248L28 247H26V250H27ZM37 248V247H36ZM59 248H57V249H59ZM73 248H71V249H73ZM81 248V247H80ZM79 248V249H80ZM95 248V247H94ZM108 248H110V247H108ZM34 249V248H33ZM32 249V251H33V253L35 252L34 250ZM38 249V248H37ZM40 249V248H39ZM44 249V248H43ZM49 249V248H48ZM75 249H77V248H75ZM88 249H90V248H88ZM122 249V250H121ZM120 250L118 249V251L114 254V256H113V258H114V263L116 264V262L118 263V261H120L121 262V264H130V262H131V264H133V262H135V260L132 262V261H130L131 259H134V257L138 254H140V253H137V254H135V253H133L134 254V257H132V255H129V256H131L132 258H129V256L127 255V253L125 254V255H127L126 257H127V259L125 258V256H122L121 254H123L122 252H123V248H121ZM126 249H128V250H126ZM134 249H136V248H134ZM134 249H131V250H134ZM150 249V248H149ZM149 249L147 250V253L148 252H150L151 251V249H150V251H149ZM180 249V248H179ZM56 250V249H55ZM60 250V252H61V249H59ZM58 250V251H59ZM63 250V249H62ZM83 250V249H82ZM91 250V249H90ZM96 250V249H95ZM138 250V249H137ZM141 250H143V249H141ZM170 250V249H169ZM171 250H173V249H171ZM10 251V250H9ZM23 251V250H22ZM31 251V250H30ZM31 251V252H32ZM38 251V250H37ZM36 251V252H37ZM45 251V250H44ZM53 251H54V249H53ZM51 252V251H49V252H51V253H54V252ZM57 251V250H56ZM66 251H68V252H70V248L69 249H65V252ZM72 251H74V250H72ZM78 251H80V250H77V252ZM96 251H98V250H96ZM95 251V252H96ZM120 251V252H119ZM129 251H130V253H129ZM180 251H182V250H180ZM12 252V251H11ZM15 252V251H14ZM18 252V251H17ZM46 252V251H45ZM49 252L47 253V256H48V254H49ZM64 251H63V253L61 252L60 254H62L61 256H63V255H65L66 256V254L68 253V252H66V254H64L65 253ZM84 252H85V250H84ZM87 252H89V251H87ZM99 252V251H98ZM112 252V251H111ZM144 252V251H143ZM170 252V251H169ZM176 252V251H175ZM41 253H43V250H42V252ZM40 253V254H41ZM56 253V252H55ZM57 253H59V252H57ZM56 253V254H57ZM80 253H83V251H81ZM92 253H94V252H92ZM107 253V252H106ZM146 252H144V255H142V256H145V255H147V254H145ZM150 253H152V252H150ZM155 253V252H154ZM181 253V252H180ZM24 254V253H23ZM28 254V253H27ZM30 252H29V256H30ZM39 254V255H40ZM60 254H59V258H61V256H60ZM71 254V253H70ZM70 254H68V255H70ZM90 254V253H89ZM88 254V255H89ZM109 254V253H108ZM159 254V253H158ZM177 254V253H176ZM17 255V254H16ZM15 255V256H16ZM22 255V254H21ZM25 255H26V253H25ZM35 255V254H34ZM51 256H52V254H50ZM58 255V254H57ZM67 255V256H68ZM73 255H74V252H73ZM73 255H72V257H73ZM78 255V254H77ZM83 255V254H82ZM85 255H86V252H85ZM84 255V256H85ZM92 255V254H91ZM96 255H97V253H96ZM96 255L94 254V256L96 257ZM156 255H157V252H156ZM169 255V254H168ZM172 255H173V253H172ZM33 256V255H32ZM36 256H37V253H36ZM41 256V255H40ZM45 256V255H44ZM51 256H49V257H47L46 259L47 260H49L48 262L49 263H47V264H50V263H52V262H50V259H48V258H50ZM55 256V254L52 256V257H54ZM64 256V257H65ZM76 256V255H75ZM79 256L81 257V255L79 254ZM99 256V255H98ZM153 256H154V254H153ZM158 256V255H157ZM162 256V255H161ZM46 257V256H45ZM51 257V258H52ZM63 257V258H64ZM112 257V256H111ZM117 257H119V259L120 258H122L121 260H119ZM124 257V258H123ZM146 257V256H145ZM148 257V256H147ZM146 257V258H147ZM152 257V256H151ZM150 257V255H149V258H151ZM159 257H160V255H159ZM172 257H174V256H172ZM177 257V256H176ZM17 258V257H16ZM32 258V257H31ZM54 258H56V256L54 257ZM58 258V259H59ZM62 258V259H63ZM67 258V257H66ZM75 258V257H74ZM79 258V257H78ZM82 258H84V257H82ZM91 258H93V257H91ZM129 258V259H128ZM140 258H143V257H140ZM153 258V257H152ZM158 258V257H157ZM160 258H162V257H160ZM180 258V257H179ZM179 258H178V260H179ZM40 259H41V257H40ZM46 259H45V261H46ZM70 259H72V258H70ZM69 259V260H70ZM81 258H79V260H80ZM117 259V261L115 262V260ZM27 260H28V257H27ZM34 260V259H33ZM36 260V259H35ZM38 260V259H37ZM36 260V261H37ZM52 260V259H51ZM57 260V259H56ZM83 261H84V259H82ZM87 260L88 261H86V262H89V258L87 257ZM91 260V259H90ZM96 260H98V259H96ZM136 260H139V258L137 259L136 258ZM147 260V259H146ZM149 260V259H148ZM162 260H163V258H162ZM174 259H172V261H173ZM176 260V259H175ZM38 261H40V260H38ZM43 262H44V260H42ZM53 261V260H52ZM60 261H62V260H60ZM68 261V260H67ZM74 261H77V259L75 260H73L72 262H74ZM93 261H94V259H93ZM109 261H110V259H109ZM113 261H112V264H113ZM130 261V262H129ZM153 261V260H152ZM155 261V260H154ZM23 262H25V261H23ZM42 262V263H43ZM47 262V261H46ZM56 262V261H55ZM65 262V261H64ZM64 262H63V264H64ZM94 262H97V261H94ZM136 262H138V261H136ZM141 260H140V264H141ZM179 262V261H178ZM178 262H175L176 264L178 263ZM28 263V262H27ZM37 263V262H36ZM45 263V262H44ZM43 263V264H44ZM61 262H59V264H60ZM69 263V262H68ZM77 263V262H76ZM92 263V262H91ZM149 263H150V261H149ZM156 263V262H155ZM161 263V262H160ZM159 263V264H160ZM163 263H165V261H163ZM174 263V264H175ZM34 264H35V262H34ZM46 264V263H45ZM58 264V263H57ZM66 264V263H65ZM71 264V263H70ZM74 264V263H73ZM81 264H83L82 262H81ZM96 264V263H95ZM138 264V263H137ZM147 264H148V261H147ZM152 264H154V263H152ZM157 264V263H156ZM168 264V263H167ZM179 264H180V262H179ZM183 264V263H182Z\"/></svg>","mask_w":264,"mask_h":264},{"label":"crops","instance_id":"0c3cea01","mask_svg":"<svg viewBox=\"0 0 264 264\" xmlns=\"http://www.w3.org/2000/svg\"><path fill=\"white\" fill-rule=\"evenodd\" d=\"M178 31L174 30L172 34H177ZM229 46V45H228ZM230 49L228 47L229 50L232 51H244V50H249L251 48V45L249 42L246 43H235L234 42V38L232 39V43L230 44ZM260 50H264V47L259 48ZM174 63H172L173 65ZM176 62L174 64V66L171 65L170 62H168L167 64H164L162 66H160L161 70L159 72V74H161L160 81L158 84V89L160 91V93L162 94L160 99L162 100H166L167 99V93L169 95V98L171 97H176L179 92L181 91V81H180V74L182 73L181 70H179L178 66H176ZM174 67V68H173ZM177 70V71H176ZM179 70V72H178ZM255 111V110H253ZM255 115L254 113L250 114ZM261 115L262 114H258ZM247 127V131H248V135L244 136V140L243 141H239V140H233L231 141L233 145L235 146H244L247 148H254L256 147V145H259L260 147H262V141L261 139H254L255 135L254 133L261 128V125H258L255 119H251L248 121V125ZM253 134V137H252ZM260 135V134H259ZM250 139H247V138ZM259 138H262V135H260ZM232 171L237 172L238 168H232Z\"/></svg>","mask_w":264,"mask_h":264}]
</instances>
